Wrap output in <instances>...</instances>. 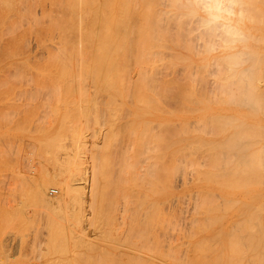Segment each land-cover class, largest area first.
<instances>
[{"label": "rangeland", "instance_id": "obj_1", "mask_svg": "<svg viewBox=\"0 0 264 264\" xmlns=\"http://www.w3.org/2000/svg\"><path fill=\"white\" fill-rule=\"evenodd\" d=\"M105 0H0V228H2V229H0V264H93V260H95V263L94 264H113V263H117L118 262V264L119 263H121V264H140V261L137 259V257L135 256V255H139V256H141L142 258L144 257V258H146V260H148V263H147V261H146V263L147 264H169L170 262H171V264L173 263V264H177V262L178 261H176L175 260V258H179V254L180 253H178V252H180L179 251V249H180V247L179 246H181V250L183 251V247H182V245H183V243H182V241L181 242H179L178 240L180 239V237L181 236H184L183 234H188V235H190V234H192L190 231H192V229H190L192 226L194 227V225H192L191 226V224H193L192 222H197V220H195L194 221V219H196V218H194V217H202V218H199V220L201 219L202 220V225H203V218L205 219V217L207 216L206 214H208V216H210V215H213V214H216V216L218 215L219 216V219L220 220H218L217 218H218V216H217V218L215 219L216 221H215V224H214V218H212V219H209V220H212L211 222H213V224H214V227H211V226H213L212 225V223H210V221H208V219H207V217H206V220L209 222L208 224L206 223V224H204V225H209V224H211V225H209V228H207L208 226H206L205 227V229L204 228H200V226H198V223H194V224H197L196 225V227L197 228H199V229H195V227H194V231H196L198 234H199V231L201 230L202 232L204 231V230H206V232H209L210 231V233H212L213 231H214V228H215V231L213 232V233H222L223 231L225 232V230L226 231H232V230H235L234 228L235 227H232V225L233 224H231V223H235L234 224V226H238V225H240L237 221L240 219V217L236 214L237 213V205L235 204H233L236 200H234V199H232L231 201L233 202H230V204L228 203V201L225 199V201H227V203L225 202V204H227V205H229V206H227L226 205V208H228V207H230L231 206V209H235V208H237V209H235L236 211H234V210H232L231 211V209L229 210V208H228V211H225L226 209H224L225 207L221 204V202H218V201H222V199L224 200V193H226V195H227V193L229 192H235V193H237V191L239 192V190L241 191V192H244L243 191V189L242 188H244V187H242L244 184H242V185H240L239 187H242L241 189H239L238 190V184L237 185H235V187L237 188L236 190H235V187L233 186V184L231 185V183H229L228 182V180H229V178H230V176H228L227 178H225V179H227V182H228V185L229 186H227L228 188H226V190H224L225 188L224 187H222V180H224V179H222L221 178V182L222 183H219L220 182V178L218 177V179H219V181H216V182H214V181H210V180H204V179H200V181H199V179H197L196 177H198L199 176V173H198V171L202 168H199L200 166H199V162H196L197 164H195V165H193V173L194 172H197L195 175H196V177H195V175L192 173V174H190V172H191V170H190V168L189 169H187L188 168V165L190 164V160L192 159L193 160V154L194 155H196V153L197 152H195L194 153V149H196L195 151H201V150H199V147H201V145H203V143L202 142H204V140L201 142V139H205V138H207V140L208 139H210V135L213 133V134H216V133H214V132H216L217 131V129H213V125L215 126V124H212V122L215 120V119H218L216 116H218L219 114H221V116L223 115V116H225V118L223 119L224 121H225V123L224 122H218L217 123V120L216 121H214V123L216 122L218 125H216V127L217 126H220L219 128H218V132L220 133V132H223L224 130H226L227 128H229L228 127V125H230V123H229V121H228V119L226 118L227 117V115H228V117L230 116V115H233L234 113L236 114V116L239 114L241 117L240 118H238V116L236 117V116H230L231 118H234V117H236V118H238V120H236V118H234V120H236V121H234L233 119H231V128H229V129H233L235 126H236V124H238V125H242L241 127H245L246 129H241L242 130V132H247L246 134H242V139H240V140H244L243 139V137L245 138V140L243 141V143H245L248 139H247V137L249 138V131H254V129L253 130H250V128L252 127V125L253 126H255V128L257 129V128H259L261 125L260 124H262V123H260L261 122V120H263L264 121V116H262L263 114H264V112H262V115L259 113V111H261V110H259V111H254L253 113H250V114H247L248 112V110L250 111V110H252V109H250V108H248V107H245V106H242L241 104L239 105V103H231V105H229L228 103V101H230V97H231V95H232V93H230L229 95H228V103H223V101H222V99H217V97H219V98H222L223 96H222V94H224V92H222V90L220 89V87H222V85H223V82L222 81H227V79H229V77L227 78V76H229V73L230 72H228V74H227V67H228V65H229V63H228V65L227 64H224V66H222V64H220V63H222V61L223 60H225L226 59V57L224 58V59H222V56H217V55H215V54H217V52L219 51V49H212V51L211 50H209L208 51V54H204L205 53V51H206V47L208 48V49H210V47L211 48H213L212 47V45H211V43L213 44V46H217L218 44H217V42L218 41H220V40H223V38L225 39L226 37H224V32L222 31V29L223 28H221L220 29V27H222V26H216V28L215 27H207L206 26V28H208V29H206L205 30V27L204 26H199V24H196V22H194V26L193 25H191V28H192V30L190 29V26H186V28L185 27H183V29H181L182 27H180L179 26V28L181 29V31L183 30V35H180L181 37L183 36L184 38H185V36H186V38H185V40L187 39L188 41H190L188 44H187V42L184 40V39H181L180 38V36H177V33L179 34L180 32H177L176 30L174 31V33H176V36L177 37H175V34H173L172 36H174L175 37V40H177L178 39V37L180 38V40H181V42H182V44H184L183 42L185 41V43H186V48H185V46L184 45H182L181 43H179L180 42V40H179V42H178V40H177V42H174L175 40H173V43L171 42V40H169L170 42H169V44L167 45V46H164L165 44H167V42H165V44L163 43L164 41H166V39L169 37V33L171 34V33H173V30L175 29V27H177V29H179L178 28V26H177V24H175V26L174 27H172V32L171 31H168V34H167V30L169 29H171V28H168L167 30H166V33L164 34V36L166 35V39H164L163 41L162 40H160L159 41V44L161 43V46L163 45L165 48V50H166V47L167 48H173L171 51H173L174 53H170V52H168V53H165V50H162L163 51V53L164 54H161V52L159 51L158 53H160L159 54V56L160 55H164L163 57L165 58L168 54L170 55V54H172V56L171 57H173V58H167V59H170V62H172L173 61V63H167V64H163V62H165L166 60V58L165 59H163V60H165V61H161L162 62V64L164 65V67H166V65L167 66H170V64H176L175 66H170L171 67V69H170V67L168 68H166V69H170L169 70V72L168 71H164V70H166L165 68H163L162 67V73L161 72H159L160 71V68L158 69L157 67V65L160 63H156V65L155 64H153V62L152 61H155V62H157V60H155V58H157V57H159V56H157L156 54H155V57H154V55H152V57H151V59H153V60H150L149 59V61H145V60H147L148 59V57L150 58V56H148L147 54V58H145L144 59V55L145 54H141V52H139V51H137L139 48L141 49L142 47V44H143V48H145V44H151L152 42H150V41H153L152 40V35H151V31L149 30H145V28L143 27V24H141V18L138 20V21H140V22H136L138 25H136V24H134L135 23V21L133 20V23H132V25L134 24V26H132L131 27V29L134 27V28H136L137 29V32H135L136 30H133V32H132V34L134 33V38H131V37H133V35H130V37H129V35L128 34H126V39L125 38H123L125 41H129L128 43H127V45L128 46H126V47H128V48H126V47H123V48H125V49H123V50H121L122 52H126V53H128L129 55H127V57L129 58V59H131V61H133V59H134V57H137L138 58V55H139V59H137L138 60V64H135L136 62H135V59H134V63L132 62H130V60L128 59V58H126V64L123 62V68H124V71H127V70H129L128 72H126V73H124L123 72V68H122V66H117V64H122V61L124 60V58L126 57V55H125V53L123 54V55H125L124 57H123V55L122 54H120V52H119V55H117V52L115 53V51L117 50L116 48V50L114 51V47H113V45H114V42H116L117 44H122V42L124 41L123 39H122V41L121 40H118V39H115L114 37H116L115 35H117L116 33H114V34H112L116 29H117V27L116 28H114V25H113V22L115 21V19L118 17V16H120L121 18L123 17V16H126V14H128V16L132 13L131 11H130V9H128V8H124V9H128L130 12L129 13H127V11H126V14L125 15H123L122 13V9L120 10V9H118V8H114L113 6H112V4L114 5V0H112L113 1V3L112 4H109V3H111L112 1H110V0H106L105 2H104ZM133 1V0H132ZM88 4H87V3ZM92 2V3H91ZM100 2V3H99ZM107 2V3H106ZM74 3V4H73ZM75 3H77V4H75ZM81 5H80V4ZM90 3V4H89ZM103 3L105 4V7H104V5H103ZM74 5L73 7L71 6V5ZM93 4V5H92ZM108 4V5H107ZM60 5V6H59ZM76 5V6H75ZM82 6V5H84L85 7H82L83 9H81L80 8V6ZM92 5V6H91ZM97 5H98V7H97ZM110 5V6H109ZM97 7V10L99 11V13H97L98 11L97 10H95L94 11V9H96V7ZM69 7H70V9H69ZM88 7H89V11H87L88 10ZM95 7V8H94ZM108 7V8H107ZM73 8H74V10H73ZM87 8V9H86ZM94 8V9H93ZM100 8H102V9H100ZM105 8H107V11L105 10ZM113 8V9H112ZM85 9V10H84ZM110 9L111 10H113L111 13H110ZM75 11V12H69V11ZM80 10H81V12H80ZM83 10V11H82ZM102 10V11H101ZM103 10L104 11H106V14L108 15H106L104 12H103ZM121 12H120V11ZM137 10V9H136ZM135 9H134V11H136ZM85 11V12H84ZM102 12V17L100 16L101 14V12ZM108 11H109V13H108ZM117 11H119V13L117 12ZM124 11V10H123ZM86 12H88V16L86 15ZM115 12V13H114ZM72 13V14H71ZM81 13H83L82 15H81ZM93 13H95V14H93ZM125 13V12H124ZM141 13V14H140ZM92 14H93V16H92ZM117 14H119L117 17H116V15ZM121 14V15H120ZM95 15V16H94ZM98 15V16H97ZM112 15H114V16H112ZM132 15V14H131ZM142 15V12L140 11V12H138V16H141ZM80 16H81V18H82V21L80 20L81 18H80ZM83 16H84V18H83ZM87 16V17H86ZM133 16V15H132ZM95 17V18H94ZM111 17H112V19H111ZM116 17V18H115ZM80 18V19H79ZM88 18H92V19H88ZM95 20H94V19ZM97 18H98V20H97ZM105 18V20H103V19ZM124 18V17H123ZM191 18H193V20H194V18H195V16H191ZM190 18V20H192ZM68 19V20H67ZM84 19H86V20H84ZM103 20V23H101V21ZM132 19H134L133 17H132ZM79 20H80V22L82 23V25H83V27L81 26L80 27V22H79ZM85 22H84V21ZM91 20H92V23H91ZM108 20V21H107ZM111 20L113 21V22H111ZM123 20V19H122ZM122 20H120V21H122ZM196 20V19H195ZM88 21H89V23H88ZM95 21H96V23H95ZM106 21V22H105ZM83 22H84V24H85V26H84V24H83ZM57 23V24H56ZM59 23V24H58ZM101 23V24H100ZM107 23H108V26H109V31L107 30L108 29V26H107ZM112 23V24H111ZM119 23V22H118ZM117 23V24H118ZM88 24V25H87ZM91 24V25H90ZM94 26V27H96L95 28V30L96 31H94L93 29H94V27L92 28L91 27V29H90V26ZM96 25V26H95ZM105 26V28L107 27V29L105 30V28H104V26ZM135 25H136V27H135ZM140 25V26H139ZM142 25V26H141ZM196 26H199L198 27V29H197V27ZM55 27H56V29H55ZM58 27V28H57ZM65 29H64V28ZM67 27V28H66ZM86 28V30H85V28ZM87 27L89 28V29H87ZM142 27V28H141ZM195 27V28H194ZM81 28H83V29H81ZM100 28H102V30H100L99 31V29ZM141 30H140V29ZM144 28V29H143ZM174 28V29H173ZM194 28V29H193ZM204 28V29H203ZM209 28H211L210 30H209ZM215 28V29H214ZM62 29V30H61ZM63 29L64 30H67V29H69L68 31L69 32H67V31H65V32H63ZM103 29H104V31H103ZM130 29V28H129ZM139 29V30H138ZM148 29V28H147ZM187 29V30H186ZM218 29V31H216ZM56 30V31H55ZM80 30H82L81 32H80ZM89 30H90V34H89ZM93 30V31H92ZM145 30V31H144ZM186 30V31H185ZM198 30H200V32L198 31ZM204 30V31H203ZM208 30V31H207ZM219 30H220V32H219ZM225 30V29H224ZM63 33H65L66 34V32L68 33L67 35H65V37L67 38V39H65V37H64V35L63 34H61L62 32ZM85 31H87V32H85ZM101 31H103V35H100V34H102V32ZM106 31V32H105ZM111 31V32H110ZM122 31H124V30H121V31H116L117 33H119L120 32V34L119 35H121V36H123L124 37V35H122L121 34V32ZM126 31V30H125ZM140 31V32H139ZM146 31H148V32H150V37H149V40H148V37H146L145 36V34L146 35H148L149 36V33L148 32H146ZM160 31H162V30H160ZM160 31H156L154 34H155V36H156V33L157 32H160ZM180 31V30H179ZM197 31H198V34H197ZM205 31H206V33H205ZM215 31V32H214ZM83 32V33H82ZM92 32L93 33H95V34H93V37H94V39H92L93 37H92ZM100 32V33H99ZM108 32V33H107ZM142 32V33H141ZM145 32V33H144ZM164 32H165V30H164ZM184 32H186V33H184ZM187 32H189L188 33V37H189V39L187 38ZM196 32V33H195ZM209 33V37L207 36L208 35V33ZM214 34H212V33ZM221 32H222V34H221ZM80 33H81V36H80ZM84 33H86L87 34V36H86V34L84 35ZM98 33V34H97ZM104 33H106V34H104ZM110 33V34H109ZM128 33V32H127ZM144 33V34H143ZM191 33V34H190ZM199 33H201L202 34V36H201V34H199ZM212 35H211V34ZM14 34V36H13V39L12 40H14V39H16V38H18V40H15L14 42L12 41V40H10L11 39V37H12V35ZM16 34V35H15ZM83 34V35H82ZM89 34V35H88ZM109 34V35H108ZM138 34V35H137ZM158 34V33H157ZM184 34H185V36H184ZM216 34H218L217 35V37H215L216 36ZM227 34V33H226ZM10 35H11V37H10ZM63 35V36H62ZM105 35H106V37H108V40H107V38L105 37ZM114 35V36H113ZM119 35H117V36H119ZM162 35H163V33H162ZM162 35L160 36V33H159V35H157L156 37H158V36H160V38L162 37ZM192 35H193V37L195 36V37H199L200 39H198V38H195L194 37V39L196 40V42H195V40H193V39H191V37H192ZM210 35H211V37H210ZM228 35H229V33H228ZM61 36H62V38L64 39H62L63 41H61ZM84 38H83V37ZM97 36V37H96ZM99 36V37H98ZM103 36V37H102ZM111 38H110V37ZM145 38V40H146V38H147V41H144V38ZM154 36V35H153ZM154 36V37H155ZM168 36V37H167ZM171 36V35H170ZM202 37V39H201V37ZM206 36V37H205ZM225 36H227V35H225ZM15 37V38H14ZM87 37V38H86ZM92 37V38H91ZM100 37H102L101 39L102 40H99L100 39ZM120 37V36H119ZM154 38L155 40L157 39V38ZM173 37V38H174ZM192 37V38H193ZM204 37V38H203ZM230 37L231 38H229V41H230V39H232L233 37H232V35H230ZM10 38V39H9ZM69 38V39H68ZM80 38V39H79ZM81 38H82V40H83V42H82V40H81ZM99 38V39H98ZM103 38H105V40L107 41V42H110V43H108V45H107V43L104 41L103 42ZM118 38V37H117ZM122 38V37H121ZM120 38V39H121ZM129 38H131L130 40H128ZM138 38V39H137ZM140 38H142L143 40H140ZM163 38H165V37H163ZM162 38V39H163ZM172 38V37H171ZM177 38V39H176ZM219 38V39H218ZM221 38V39H220ZM227 38H228V36H227ZM226 38V39H227ZM86 39H87V41H86ZM92 39V40H91ZM98 39V40H97ZM115 39V40H114ZM134 39V41H135V39H137V41H135V42H132V40ZM170 39V38H169ZM79 40H81V42L79 41ZM114 40V41H113ZM154 40V41H155ZM168 40V39H167ZM182 40H184V41H182ZM198 40H200L199 41V43L197 44V41ZM206 40V41H205ZM207 40H209L208 42H207ZM228 40V39H227ZM226 40V41H227ZM251 40L252 41H254L253 39H250V41H248V43H250V44H252V45H257V46H259L258 44H260V46L262 45L263 46V48H264V44H261V43H255V42H251ZM67 41H69V42H67ZM97 41H98V43H101V44H98L97 43ZM104 43H102V42ZM138 41H140V42H138ZM153 41V42H154ZM162 41V42H161ZM191 41H192V43H194L196 46H198L200 43H201V45H200V47H196L195 46V51L197 52H191V50H193V49H190L191 47H193L192 45H190L191 44ZM204 41V42H203ZM214 41H215V43L217 44V45H215V43H214ZM225 40L224 41H222V43H224V42H226ZM229 41H227L228 43H229ZM232 41V40H231ZM236 41H237V39H236ZM62 42V43H61ZM91 42V43H90ZM92 42H94V43H92ZM112 42H113V45H112ZM120 42V43H119ZM143 42V43H142ZM145 42V43H144ZM158 42V41H157ZM156 42V46H158V43ZM205 42H206V47L203 45V44H205ZM242 41H239L238 40V43L236 44V45H245L246 44V42L245 41H243L242 43H241ZM244 42H245V44H244ZM67 43H68V45H67ZM79 43V44H78ZM80 43H81V45H80ZM86 43V44H85ZM126 42H124V44H125ZM129 43H131L132 45H133V47H131L132 45L131 44H129ZM133 43H135V44H133ZM140 44V47H138L139 46V44ZM171 43V44H170ZM203 43V44H202ZM228 43H225V44H221V41H220V45L222 46V45H227ZM236 43V42H235ZM235 43H232V44H235ZM58 44H59V47H58ZM61 44V45H60ZM97 44H98V46H97ZM103 44V45H102ZM111 46H110V45ZM116 45L117 46V48H118V46H125V45ZM136 44H138V45H136ZM176 44H177V47H176ZM179 44H181L180 46H179ZM208 44H209V46H208ZM63 45H67V48H68V46H69V49H67V50H70V51H73V52H71L72 54L70 55V51H65V47L66 46H63ZM93 45V46H92ZM101 45H102V47H101ZM136 45V46H135ZM170 45V46H169ZM203 45V46H202ZM243 45H242V47H243ZM60 46H62V48L63 49H61V47ZM72 46H74V47H72ZM78 46H79V49H80V47H82L83 46V48H82V55H80V54H78L76 51H77V49H78ZM92 46V47H91ZM97 46V47H96ZM108 46V47H107ZM115 46V45H114ZM135 46V47H134ZM155 46V47H156ZM160 46V45H159ZM169 46V47H168ZM189 46H190V48H189ZM202 46V47H201ZM259 46V47H260ZM262 46H261V49L263 50V48H262ZM89 47V48H88ZM91 47V48H90ZM107 48L106 50H103L102 48ZM112 47V48H111ZM131 49H130V48ZM137 47V48H136ZM220 46L218 45V47H216V48H219ZM258 47V48H259ZM59 48H60V53H59ZM75 48V49H74ZM88 48V49H87ZM98 48H101L102 50H103V52H100L101 50H99V54L100 53H104V52H106V55L107 56H105L104 58V60L105 61H108L107 63L105 62V61H103L104 62V65L103 64H101L102 63V59H100L101 61H99V62H101L100 64H99V62H96L97 60H98V56H101V55H99L98 54ZM147 48V47H146ZM160 48H163V47H160ZM160 48H154V49H160ZM170 48H169V50H170ZM189 48V49H188ZM200 48V49H199ZM205 48V51L203 50V51H201L202 49H204ZM256 48V47H255ZM72 49H74V50H72ZM83 49H87L88 51H89V56H88V54L86 55V52H87V50L86 51H84ZM119 49V51H120V48H118ZM128 49V50H127ZM137 49V50H136ZM187 49V50H186ZM198 49V50H197ZM207 49V50H208ZM221 50L223 49L222 47L220 48ZM91 50H92V52H91ZM94 50V51H93ZM97 50V51H96ZM112 50V51H114V52H112V55H113V53L115 54V55H113V58H115V59H117V58H119V60L117 59L115 62H113V64H111L112 62V60H110V59H113L112 58V55H111V57H110V54H111V52L110 51ZM126 50V51H125ZM132 52V53H130V51ZM134 52H133V51ZM190 50V51H189ZM199 50H200V52H199ZM217 50V51H216ZM220 50V51H221ZM258 50H260V49H258ZM61 51H63V52H61ZM80 51V50H79ZM78 51V52H79ZM96 51V52H95ZM167 51V50H166ZM181 51V52H180ZM211 51V52H210ZM220 51L218 52V53H220ZM261 51V50H260ZM78 54V55H76V53ZM84 52H85V54H84ZM136 52H139L141 55H142V60H143V62H142V64L143 63H146V65H147V62L149 63H151L152 65H150V63L148 64V66H146L145 64H143V65H141V67L142 68H145V70H147L146 72L145 71H143V69L141 68V71H140V64H141V62H140V57H141V55L139 54V53H136ZM62 53V54H61ZM64 53V54H63ZM88 53V52H87ZM148 53H150V52H148ZM177 53V54H176ZM207 53V52H206ZM215 53V54H214ZM52 54H55L54 56H52ZM57 54L58 55H60V56H57ZM68 54L69 55V57L67 58L66 57V55ZM92 54V55H91ZM132 54H134V56L132 57ZM138 54V55H137ZM214 54V55H213ZM62 55H64V57L62 56ZM74 55H76V57L74 56ZM85 55V56H84ZM90 55H91V58L89 59L88 57H90ZM98 55V56H97ZM121 55V56H120ZM166 55V56H165ZM168 55V56H169ZM179 55V56H178ZM209 55V56H208ZM50 56H52L53 58H54V60H56L57 59V57H58V62H59V60H61L60 62L62 63L61 65L57 62V60H56V62L53 60V58H51L50 59ZM63 57V59L64 60H62V58H60V57ZM70 56H72L71 58L73 59V60H71V58H70ZM95 56V57H94ZM109 56V60H110V62L111 63H109V60H107L106 58ZM115 56V57H114ZM118 56V57H117ZM131 56V57H130ZM157 56V57H156ZM182 56V57H181ZM220 57L219 58V64L217 65H215L214 66V63H215V61H214V63L212 64V62H213V58L214 57ZM74 57V58H73ZM78 57V58H77ZM103 57V56H102ZM101 57V58H102ZM117 57V58H116ZM121 57V58H120ZM146 57V56H145ZM163 57H161V58H158L159 59V61H160V59L162 60V58ZM175 57V58H174ZM181 57V58H180ZM207 57H210V59L209 58H207ZM56 58V59H55ZM70 58V59H69ZM77 58V59H76ZM82 58V59H81ZM83 58H84V60L85 61H87V62H85L84 60H83ZM94 58V59H93ZM183 58V60H181ZM205 58V60H202V59H204ZM228 58V57H227ZM68 59V60H67ZM92 59V60H91ZM97 59V60H96ZM120 59H121V61H120ZM123 59V60H122ZM180 59V60H179ZM202 61H204V62H202ZM208 59L210 60V61H208ZM215 59V58H214ZM216 59H218V58H216ZM220 59H221V62H220ZM65 60H67L69 63H67ZM73 61V62H72ZM78 61V62H77ZM81 61V62H80ZM84 61V62H83ZM118 61H120V62H118ZM125 61V60H124ZM129 61V62H128ZM145 61V62H144ZM168 61V60H167ZM198 61V64H199V61L201 62L200 63V65L202 66L201 68L203 69V68H205V69H203V71H202V69H200V65H196V63L195 62H197ZM212 61V62H211ZM225 61H227V59L225 60ZM73 63L72 65H71V63ZM82 62H83V64H82ZM93 62H96V63H94L93 64ZM127 62H128V65H127ZM169 62V61H168ZM209 62V63H208ZM210 62H211V65L212 66H214V68L216 67V69H217V67L220 69V72H222L221 71V67H225L224 69H222L223 71L226 69V71H225V74L224 75H226V76H224V77H226V78H221V76H219V75H223L222 73H219L218 72V70L216 71V69H215V72H217V74L215 73V75H218V77H220L219 78V80L222 82V83H220V81L218 80V81H216L217 79H218V77L217 76H214L213 74H214V72L212 73V70L211 71H209V72H211V73H209L208 71H207V69L208 70H210V68H208L207 66L210 64ZM224 62V61H223ZM80 63V65L82 64V65H84L85 63L87 64V66L89 67H86L85 65H84V67H86V68H88L87 70H86V68H84L83 66H80V67H78V64ZM89 63V64H88ZM92 63V64H91ZM110 64L113 68V71H111L112 69H109V75L108 74H106V76L108 75L109 77H106V79H104L105 77H103V74H105L103 71H105V69L103 68V66H105V64H106V66H105V68L107 67V64ZM114 63H116L115 65H114ZM130 63V64H129ZM216 63H217V61H216ZM58 64V65H57ZM68 64V65H67ZM100 66H99V65ZM108 64V65H109ZM124 64L125 65H127V66H125L126 67V69H127V67L129 66V65H133V66H129L128 67V69L126 70L125 69V67H124ZM161 64V63H160ZM159 64V66H161ZM169 64V65H168ZM204 64H205V66H204ZM207 64V65H206ZM58 67H57V66ZM60 65V66H59ZM64 65V66H63ZM94 65H96V66H94ZM109 65V66H110ZM150 65V66H149ZM155 65V67L158 69V71H157V69H156V71L157 72H159V73H161V75H162V78H160L159 76H161V75H159V76H157L158 77V79H157V77H156V81H157V85H160L161 83L158 81L159 79L161 80V82H162V80L163 81H167V80H170V78H168V77H171V79H172V76H175L174 78H176L177 80H173V81H171L170 80V82H172V85L174 84V86H178V85H180V86H182L181 85V83H183V81L184 80H186L185 81V85H184V83H183V86L182 87H186V82L188 81H190L189 83L190 84H188L187 83V86L188 85H190V87L189 88H191L193 85H194V87L196 86V89H197V91H198V89H199V91L198 92H200L201 90L200 89H202L204 86H207V84L209 85V87H211L210 85H212L215 81H216V83H220V84H214V89L211 87V89H213L214 91H216V88L218 87V85H219V89H217L218 91H219V94H218V92H215V93H217V94H215L214 92V95H213V93H211L212 95H210L209 93L210 92H212L211 91V89L207 86L205 89L207 90V88H209L208 90H207V92H208V94L206 93H203V95L202 96H207V98H205V97H201V94H199L198 93V95L203 99H208V96H209V98L210 99H214L215 100V96L217 95V97H216V103L219 101V100H221L222 102V104H220V103H218L217 104V106L218 107H216V104L214 105L213 104V100H212V105H211V103H209V102H206V101H208V100H203L204 102V105L203 104H201L202 103V100H200L199 102H200V104L199 105H195V103H190V100H192L193 99V101L195 100L194 98L196 97L197 98V100H198V95H197V91L195 90V88L193 89V88H191L192 90H194V91H192L191 89H188V90H190L189 92H188V90H187V88L188 87H184L183 89L184 90H186L185 92H186V95L185 94H183L182 96H181V92H179L178 90H180L181 88H180V86H178V90H176L175 91V89H177V87H174V88H172V87H170L171 86V83L169 84L170 86V88L171 89H174V93H172V90L170 89V88H168V92H167V95H169L168 93L169 92H171L172 94H170V96L169 97H172V95L173 94H177V93H180V94H178V95H180L182 98H184V100H185V104L183 103L182 105H181V101L183 100V99H181V97L180 96H178L177 95V97L175 98V99H177L178 97L181 99L179 102L178 101H176V103H178V104H176L175 103V101H174V99L172 100V98H169V99H171V101H174V102H171L170 104L168 103L167 104V102L165 101V98H164V101H165V103L163 104L162 103V105L160 104V106H162V107H164V109H165V107H166V112H164V109H162V107H161V111H163L162 112V114L164 115V117H165V124L167 125H165V127H167L166 129H164V132H165V130H166V132H165V136H164V141L166 142L167 140H166V138H168V137H172V135H171V133L170 134H168L170 131H172L173 129L176 131V133L177 134H175V135H173V137L170 139V143L171 142H173V141H175L176 139L178 140V137H179V139L180 138H183V135H185L184 133H181L182 131L181 130H184V125L186 124V128H187V122L188 121H190V122H188L190 125H189V129H187V130H191V131H187V132H189V134L191 133V135H193V136H191V135H189V134H186L184 137H186V140L187 141H189V140H194V139H197L198 140V142L196 143V141L194 142V141H190V143L192 142V143H196V144H199L200 142H201V145L198 147V149L197 148H194L195 147V145H194V149H193V154L191 153L189 156L190 157H186L185 158V160L187 161V163H189V164H187L186 165V162H183V160H184V157H185V155L184 154H186L185 152H186V150H184L185 152L182 154V156H184L182 159H181V157L179 158V157H175V156H173V155H177L178 153L176 152V151H172V152H170L168 149H165V156H166V159L165 160H168V161H165V163L167 162V165H168V168L171 170V172H172V170H174V172H175V167L177 166V160L175 161V159H178V161L180 162V159H181V161L183 162V163H185V166L187 167L186 168V171L188 170H190L189 172L187 171V173H188V179L190 178V175H192V179H193V177L194 178H196L194 181H192V183H190V187L192 186V185H194V188L195 189H199V192L201 193V195H202V192H203V190H205L203 193H206V194H203V196L201 197V195H200V193H198L199 195H200V197L202 198V199H200V200H203V201H198V202H196V203H201V206H199L198 207V204H197V206L196 207H198V209H196L195 207V209L193 208V206L194 205H192L191 204V200L188 202V200H187V198L188 199H190L191 197V199H193V200H195L196 198L197 199H199L200 197H198L199 195H197L196 196V198H195V196H194V192H196V191H194V190H189V192L191 191L192 193L191 194H189V193H187L188 191H186V190H184V192H180L179 193V195H182V196H178L175 200H173V202L172 201H169V198H167V197H165V198H163L161 201H162V203H163V201L165 202V200H167V202L165 203V204H163L162 205V210H158V206L156 205V207H157V210H158V212H156V215L154 214L153 216H156V218H154L153 216H152V214L154 213V212H152L151 213V211L154 209V211L156 210V208L155 207H151V204H149V203H151L152 201L154 202V199H153V197L151 198L150 196L151 195H149V193H150V191L149 190H145V189H143V188H141V191L143 192V193H146V197L147 198H145V194H143L144 196H142V197H144L145 198V200L146 201H144L145 203H142V201L141 200H144V198H142V197H140V199H139V197L136 195V198H134V197H131V194H132V196H135V193L133 194L132 193V191L130 190V188H135L134 190H136V189H138L139 187H137L136 188V186H135V184H137V182L136 181H134V177L132 178V175H130V174H133V170H131V168H129L128 167V163L130 162V160H131V158L129 157H127L128 155H129V153L127 154V152H128V150L126 149V151L124 152V150H125V148H123L124 146H127L128 147V145H130V144H132L133 143V140H132V143H131V139H135L134 140V142H138V140L137 139H139L138 137H142L143 136V133L141 132V130L143 129V128H141V125H140V123H138V121L140 120L141 121V118L140 117H136V118H138V119H136L135 118V116L134 115H136V112H137V114H142V112H144V114H151V113H153V111H155V112H157V110H154V109H156V108H158L157 106L154 108V109H152L153 108V106H152V108H151V110H153V111H151L150 110V108H148L149 107V104H150V106H151V104L153 103H155L156 105H157V102H159L160 103V99H163V94L161 93V92H163V91H165V92H163L164 94L166 93V90H164V89H166V88H162L161 89V87H160V89H159V87L158 88H156L157 86H155L154 84H152V82H153V80H151V74H150V78H148V76H149V73L150 72H153L152 74H154V69H155V67H153ZM162 65V66H163ZM187 65H189L187 68H186V66ZM192 65V66H191ZM211 65H209V67H212ZM91 66V67H90ZM97 66H98V69L97 70H95L94 68L96 67L97 68ZM114 66H115V68H116V66H117V70L114 68ZM179 66V67H178ZM221 66V67H220ZM227 66V67H226ZM246 66H248V63H246V64H244V67H246ZM60 67H61V70H60ZM71 67H72V69H71ZM82 67H83V69H82ZM118 67H120V68H118ZM147 67V68H146ZM149 67V68H148ZM150 67H151V69H150ZM229 67H230V65H229ZM12 68V69H11ZM65 70H64V69ZM67 68H69V70L67 69ZM79 68V69H78ZM92 68V69H91ZM101 68V71H100V74L97 72L99 69ZM102 68L104 69V70H102ZM133 68V69H132ZM152 68H154V69H152ZM179 68H181V69H179ZM195 68V69H194ZM207 68V69H206ZM213 68V67H212ZM211 68V69H212ZM213 68V69H214ZM67 69V70H66ZM83 70V74L84 75H86V76H81L82 75V70ZM150 69V70H149ZM173 69V70H172ZM185 69V70H184ZM192 69H194V70H192ZM72 70V71H71ZM84 70H85V72H86V74L84 73ZM90 70V71H89ZM92 70V71H91ZM122 70V71H121ZM131 70V71H130ZM149 70V71H148ZM153 70V71H152ZM182 70V71H181ZM184 70V71H183ZM188 70V71H187ZM200 72H199V71ZM60 71H61V73H62V71H63V75L60 73ZM94 71H96V75H98V76H100L99 77V79L100 78H102L101 80L102 81H104L105 80V82L103 83V84H100V85H98L97 84V81L99 82V81H101V80H99L98 78H97V76L96 75H94L95 73H94ZM115 71H117V72H119L120 71V74H122V75H118V73L117 74H115L114 75V73L113 72H115ZM138 71V72H137ZM173 71V72H172ZM176 71V72H175ZM179 71V72H178ZM190 71H192V74L194 73V75H192L191 74V72ZM194 71V72H193ZM195 71H196V74H198V75H196L195 74ZM206 71V72H205ZM214 71V70H213ZM228 71H231L230 69H228ZM66 72H68V74L66 73ZM81 72V73H80ZM88 72V73H87ZM106 73L108 72L107 71V68H106V71H105ZM123 72V73H122ZM139 72H141L140 73V76H139ZM146 74H145V73ZM171 72H172V74H171ZM178 72V73H177ZM182 74H181V73ZM184 72H186V73H184ZM207 72L209 73V75L211 74V75H213L212 76V79H216L215 81H213L212 79H210V82H212V84L208 81V80H206V82L204 83V85H202L201 87L202 88H200L199 87V85L202 83H200L199 82V80L198 79H200V81L202 80V79H206L207 78V76L206 75H208L207 74ZM113 75H112V74ZM128 73H129V76H127L128 75ZM170 75H169V74ZM176 73V74H175ZM180 73V74H179ZM189 73V74H188ZM203 73H205V74H203ZM69 74H70V76H69ZM79 74V75H78ZM91 74L93 75V76H91ZM123 74H125V76L126 77H124V75ZM141 74H142V76L143 77H146V75H147V79H149V80H147L148 82H150L149 84H147V86L145 85L144 86V84H145V82H143V79H146V78H141L142 79V82L141 81H139V78L140 77H142L141 76ZM144 74H145V76H144ZM155 74H157L158 75V73H156L155 72ZM164 74H166L165 76H164ZM179 74V75H178ZM102 75V76H101ZM113 77H112V76ZM186 75V76H185ZM187 75H191V79L190 80H188V78H189V76H187ZM201 75V76H200ZM210 75V76H211ZM105 76V75H104ZM118 76H119V78H118ZM130 76H131V78H132V82H131V78H130ZM155 76V75H154ZM179 76H180V78H179ZM192 76H194V78H192ZM197 76V78H198V76H200L198 79L196 78V80H195V77ZM203 76H205V77H203ZM72 79H71V78ZM97 79H96V78ZM113 78V80L111 79V78ZM114 77H116V78H114ZM124 77V78H123ZM130 78V81H128V79ZM135 77V78H134ZM136 77H138V79H136ZM164 77H166V78H164ZM186 77V78H185ZM215 77V78H214ZM66 78V79H65ZM69 78V79H68ZM80 78V79H79ZM84 78V79H83ZM92 78H93V80H95V81H93L92 80ZM95 78V79H94ZM107 78H109L110 80H111V83L110 82H108V81H110L109 79L107 80ZM118 78V79H117ZM128 78V79H127ZM168 78V79H167ZM173 78V79H174ZM182 78H183V80H182ZM209 78V77H208ZM207 78V79H208ZM64 79H65V81H64ZM72 80V82L70 81H68V80ZM87 79V80H86ZM116 79H117V81H116ZM121 79V80H120ZM125 79H127V82L126 81H124ZM135 79H136V81H135ZM165 79V80H164ZM167 79V80H166ZM192 79H194V80H192ZM82 80V81H81ZM85 80V81H84ZM118 80H120V81H122V84L120 83V81H118ZM134 80V81H133ZM180 80V81H179ZM198 80V81H197ZM92 81V82H91ZM112 81H113V83H112ZM145 81V80H144ZM152 81V82H151ZM174 81H179V82H181L180 84H176L175 85V82ZM194 81H196L195 83H197L198 85H196L195 83H194ZM65 82H68V83H65ZM77 82H79V83H77ZM85 82V83H84ZM94 82V83H93ZM96 82V83H95ZM125 82H126V85H125ZM131 82V83H130ZM158 82H159V84H158ZM168 82V81H167ZM167 82H164V83H167ZM174 82V83H173ZM179 82H176V83H179ZM203 82H204V80H203ZM264 82V81H263ZM83 83V84H82ZM107 83H109V85L107 84ZM120 83V84H119ZM127 83H128V86H127ZM132 83H134V84H132ZM143 85H142V84ZM164 83L162 84V86H165V87H168L167 85H164ZM191 83L193 84V85H191ZM200 83V84H199ZM69 84V85H68ZM71 84V85H70ZM79 84V85H78ZM84 84H86V85H84ZM106 85V88L104 87L105 85ZM111 84V85H110ZM112 84H114V85H112ZM134 86V85H136V86H132V85ZM264 84V83H263ZM59 85V86H58ZM67 85V86H66ZM82 85V86H81ZM103 85V86H102ZM120 88H118L117 89V86ZM121 85V86H120ZM124 85V86H123ZM143 86V88H142V86ZM149 85H150V88H146V87H149ZM151 85H152V87H151ZM217 87H216V86ZM61 86V87H60ZM65 86V87H64ZM81 86V87H80ZM95 86H98V87H95ZM110 86H111V88H110ZM114 86V87H113ZM116 86V87H115ZM125 86H126V88H125ZM100 87H104V88H100ZM112 87H113V89H112ZM129 87H130V91H131V93H132V95H131V93H129L130 91H129ZM132 87V88H131ZM136 87V88H135ZM154 87V88H153ZM199 87V88H198ZM107 88H109V89H107ZM139 88V89H138ZM152 88V89H151ZM180 88V89H179ZM203 88V89H204ZM123 89H126L125 91L126 92H124V90ZM135 89V90H134ZM143 90V93L141 92L142 90ZM145 89V90H144ZM182 89V90H183ZM223 89V88H222ZM117 90V91H116ZM121 90V92H119ZM138 90V91H137ZM140 90V91H139ZM155 91V90H160L158 93L156 92H154V93H152L153 91ZM169 90H171V91H169ZM206 90L204 91V92H206ZM237 89H235V91H236ZM133 91V92H132ZM136 91V92H135ZM152 91V92H151ZM263 91H264V88H263ZM136 93V97H134L135 95V93ZM139 92V93H138ZM149 92V93H148ZM176 92V93H175ZM191 92H193V95L194 96H192V95H190L191 94ZM194 92H196V96H195V94H194ZM203 92V91H202ZM202 92H200V93H202ZM222 92V93H221ZM226 92H228V91H226ZM225 92V94L226 95H224V97L226 98L227 97V93ZM125 93H127L126 95H127V98H126V95H125ZM129 93V94H128ZM190 93V94H189ZM229 93V92H228ZM264 93V92H263ZM138 94V95H137ZM141 94V95H140ZM147 94V95H146ZM162 95V97L160 96V95ZM129 95V96H128ZM134 95V96H133ZM146 95V96H145ZM149 95H150V97H149ZM153 95V98L151 97ZM159 96V98H158V96ZM189 95V96H188ZM141 96L143 97V98H141ZM154 96L156 97V98H154ZM166 96V95H165ZM176 95H173V97H175ZM198 96V97H197ZM212 98H211V97ZM130 97L132 98V99H130ZM147 98V99H144V98ZM161 97V98H160ZM190 97H192V99L190 98ZM224 97H223V99H224ZM136 98H137V100H138V102H137V100H136ZM150 98H152V99H150ZM167 98V97H166ZM131 101H130V100ZM140 99V100H139ZM141 99H143L142 101H141ZM150 99V100H149ZM157 99V100H156ZM159 99V100H158ZM188 99V100H187ZM200 99V98H199ZM209 99V100H210ZM132 100H133V102H132ZM147 100H149L150 102H149V104H147ZM154 100V101H153ZM156 100V101H155ZM167 100V99H166ZM183 100V101H184ZM141 101V102H140ZM145 101H147L146 103H145ZM167 101H169L170 102V100H167ZM182 101V102H183ZM192 101V102H193ZM214 101V102H215ZM162 102V101H161ZM195 102V101H194ZM206 102V103H205ZM226 102V101H225ZM145 103V104H144ZM174 103V105L175 106H178V108L177 107H175V106H173L172 104ZM198 102L196 101V104H197ZM209 103V104H208ZM220 104V105H219ZM224 104H225V106H224ZM148 105V106H147ZM181 105V106H180ZM187 106V108H186V106ZM203 105V106H202ZM207 105H210L211 106V108H210V106L208 107ZM227 105H229V106H227ZM237 105V106H236ZM189 106H192L191 108H193L194 107V109H190V107ZM205 106H207V108L205 107ZM225 108H224V107ZM233 106V107H232ZM126 107L128 108V110L126 109ZM180 107H181V109H180ZM183 107H185V110H184V108ZM215 107V108H214ZM224 108V110L223 109H221V108ZM245 107V108H244ZM125 108V109H124ZM160 108V107H159ZM172 108V109H171ZM174 108H177L176 110L174 109ZM201 108V109H200ZM202 108H204L205 110H203ZM209 108V109H208ZM218 108V109H217ZM227 108V109H226ZM229 108V109H228ZM232 108V109H231ZM233 108H236V109H234V111H233ZM240 108L242 109V112H241V110H240ZM243 108L244 109H247V110H244L243 111ZM182 109L184 110V111H182ZM189 109L192 111L193 110V112H190L189 111ZM197 109V111H194V110H196ZM199 109V110H198ZM211 109V110H210ZM214 109V110H213ZM216 109H217V111H220V113H218V114H216L215 115V113L212 115L211 114V112H215L216 111ZM226 109V110H225ZM126 110V112H124ZM144 110H150L151 112H147V111H144ZM171 110V111H170ZM175 110V111H174ZM178 110V111H177ZM179 110H181V111H179ZM186 110H188V111H186ZM207 110H209V111H207ZM213 110V111H212ZM228 110V111H227ZM236 110V111H235ZM240 110V111H239ZM129 113H128V112ZM135 112L134 114L132 113H130V112ZM199 111V112H198ZM262 111H264V110H262ZM234 112V113H233ZM244 112V113H243ZM125 113H127V115H125ZM198 113H199V115H198ZM209 113H210V115H209ZM217 113V112H216ZM225 113H227V114H224ZM229 113V114H228ZM238 113V114H237ZM258 113V115H259V117H257L256 116V114ZM125 115V117H124V115ZM128 114H130V116L128 115ZM234 114V115H235ZM207 115V116H206ZM211 115H212V117L213 116H215V117H211ZM247 115H249V116H247ZM129 116V117H128ZM210 116V117H209ZM221 116H218L219 118H221V119H218L219 121L221 120L222 121V117ZM246 117L245 119H244V117ZM250 116H252V117H250ZM254 116H256V117H254ZM261 116V117H260ZM134 117V118H133ZM147 117V116H146ZM145 117V118H146ZM206 117V118H205ZM207 117H209V118H211V120L213 119V121H211V127L212 128H210L209 126L210 125H208V120H209V118L207 119ZM229 117V118H230ZM251 119H250V118ZM206 119L207 121H204V122H202V123H204V124H202V123H200V119ZM215 118V119H214ZM248 118V119H247ZM252 118H253V120H252ZM260 118V119H259ZM263 118V119H262ZM129 119V120H128ZM131 119H132V122H133V124L130 122L131 121ZM133 119H135V120H138L137 122H134L133 121ZM126 120V121H125ZM228 121V124H227V121ZM230 120V119H229ZM244 120L246 121V122H248L249 123V125H250V123H251V127H249V131L247 130V128H248V126L246 127L245 126V122H244ZM258 120H259V122H258ZM145 121V120H144ZM144 121H142V126H144V124H145V122ZM186 123H185V122ZM194 121V122H193ZM196 121V122H195ZM210 121V120H209ZM144 122V123H143ZM181 122V123H180ZM205 122H207V123H205ZM235 122H237V123H235ZM244 122V123H243ZM252 122L253 123H255L256 125H259L258 127L256 126V125H254V124H252ZM128 123H130V124H128ZM135 123H136V126H135ZM174 123H176L177 124V128H174V127H176L174 124L172 125V124ZM185 123V124H184ZM192 123L195 125H192ZM198 123L199 124H202V125H200V126H203V127H200V126H198ZM210 123V122H209ZM219 123L220 124H222L223 123V125H225L226 127H223V125H219ZM121 124L123 125V126H121ZM125 124L128 126H126V127H124L125 126ZM138 124H139V127H138ZM172 125V126H174V127H170V125ZM178 124H180V125H178ZM182 124V125H181ZM197 124V125H196ZM227 124V125H226ZM235 124V125H234ZM244 124V125H243ZM264 124V123H263ZM204 125H208V129L210 128V129H213L214 130V132H213V130H212V132H211V134H209V137H208V135H207V131L206 130H208L206 127H205V131H206V133L203 131L204 130ZM234 125V126H233ZM247 125V124H246ZM168 126H169V128L171 129V130H169V128H168ZM178 126H180V127H178ZM191 126H192V129H194L193 127H196V126H198L199 127V129H201V132H200V130H199V133L198 132H196V129L195 130H193L192 131V129H190L191 128ZM221 126H222V128H221ZM122 127H124L125 128V132L124 131H122L124 128H122ZM139 128L137 131L136 130H134V129H131V128ZM146 127H148V126H146ZM243 127V128H244ZM261 127H263L264 128V125H262ZM260 127V128H261ZM109 128V129H108ZM128 128V129H127ZM144 128H145V126H144ZM183 128V129H182ZM186 128H185V130H186ZM197 128V127H196ZM203 128V129H202ZM221 128V131L219 130ZM224 128V130H222ZM260 128L258 129L260 132H259V134L258 135H254L253 133H255V132H253V133H251L250 134V138H249V140L246 142V143H248V142H252L253 141V138H254V140H255V137H259V135L263 132V131H261L260 130ZM102 129V130H101ZM121 129V130H120ZM134 130V132H133V134H132V131L131 130ZM181 129V130H180ZM210 129H209V131H210ZM240 129V128H239ZM252 129V128H251ZM77 130H78V132H77ZM100 130H101V134L103 135H100L99 133H100ZM169 130V131H168ZM173 130V131H174ZM177 130H180L179 132H177ZM184 130V131H185ZM241 130L239 131V130H236V129H233L231 132H230V134L232 133L233 134V132L235 133V132H237V131H239V133L241 132ZM257 130V131H258ZM263 130V129H262ZM135 131H136V134H135ZM144 131V130H143ZM168 131V132H167ZM172 131V132H173ZM197 131H198V128H197ZM202 131L204 132V134H206V135H204L203 136V133H202ZM256 131V130H255ZM102 132H106V134L105 133H102ZM116 132H118L117 134H119V135H117L116 134ZM122 132V133H121ZM130 132V133H129ZM164 132H163V135H164ZM192 132L194 133V134H197V135H194V134H192ZM113 133V134H112ZM126 133H127V135H126ZM140 133V136H137L138 134ZM142 133V134H141ZM167 133V134H166ZM175 133V132H174ZM174 133H172V134H174ZM210 133V132H209ZM238 133V132H237ZM237 133H235V134H237ZM238 133V134H239ZM257 133V132H256ZM129 134V135H128ZM131 134V135H130ZM200 134V135H199ZM234 134V135H235ZM253 134V137L251 136ZM100 136V137H98V136ZM115 135V136H114ZM123 135V136H122ZM125 135H126V139L124 138L125 137ZM168 137H167V136ZM176 135H178V137H175ZM246 135H248V136H246ZM261 135H264V134H261ZM260 135V136H261ZM104 136H107V137H104ZM117 136H118V138H117ZM123 138H122V137ZM128 136V137H127ZM187 136H188V139H187ZM189 136H191V138H189ZM195 136H198V137H195ZM212 136H216V135H212ZM87 138V140H88V146L90 147H87V149H81V151L83 150L85 153H87L88 152V157L90 158V156L93 154V155H95L96 154V152H97V156L95 157H93V155L91 156V159L93 158L94 160L96 159V160H98V158H99V161H98V164H96L97 165V167H98V165H102V164H104V162H106L105 164H104V166L105 167H103V171H102V173H104L105 174V176L106 175H110V177L108 176H106V177H104V175H102L101 176V174H99L98 173V175H100V176H98L99 177V180H100V187H99V189H98V195L96 196V198H95V202H94V204L93 205H95L94 206V208H93V211L94 212H92L93 214H91V213H89V215H90V220L87 222L88 223V225H87V229H86V232H84L83 230H84V228L82 227V225L81 224H78V219H73L74 218V216H73V218L70 216V212H68V210H67V207H66V205H62L61 207H55V208H52V207H47V206H49V205H45V202H43L42 201V199L40 200H38V199H36L35 198V195H34V185H33V183H31L30 181H27V180H24V178H23V174H36V172H38V173H40V171L41 170H43V167L41 168V165L43 164V165H46L45 167H47V169L48 170H50V171H53V168H54V166H55V160H54V157H56L57 155H60V156H62L63 155V153H65L66 152V150L64 149V148H70V150L74 147V145H75V140L77 139V138ZM105 139H104V138ZM133 137H135V138H133ZM201 139H200V138ZM261 137H263V136H261ZM98 138V139H97ZM103 138V139H102ZM108 138V139H107ZM115 138H117L118 140H119V142H120V139L119 138H121L122 139V143L123 144H125L124 146L121 144V142L120 143H118V140H114ZM175 138V140H172V139H174ZM251 138H252V140H251ZM94 139V140H93ZM128 139H130L129 140V143H128V145H127V140ZM141 139V138H140ZM139 139V140H140ZM200 139V140H199ZM247 139V140H246ZM259 139V138H258ZM258 139H256L255 141H253V142H256V144H257V142H259V141H257ZM99 140V141H98ZM108 140V141H107ZM111 140H113L114 142H116L117 143V147L115 146L116 145V143H112V141ZM125 140V141H124ZM176 140V141H177ZM181 140V139H180ZM183 140V139H182ZM264 137L262 138V140H261V142H260V145L258 146V147H260V146H262L263 144H262V142L264 143ZM99 142V143H101L97 148H93L94 146H95V144H94V142ZM102 141H104L103 143H102ZM110 141V142H109ZM179 141V140H178ZM187 141H183V142H181L180 141V143L181 144H179V145H183V144H185ZM108 143L107 145H109V146H107L106 145V143ZM136 142V143H137ZM207 142V141H206ZM205 142V143H206ZM252 142V143H253ZM92 145H91V144ZM109 143H111V144H109ZM140 143V142H139ZM167 144H169V141H167L166 142ZM189 142H188V144H190ZM204 143V145H206L207 146V149L208 150H211V152H209V153H211V156H213V154L215 153V151L213 152L212 151V149H215V150H217L216 148H212V149H209L210 148V146L212 145H208V144H205ZM246 143L244 144V145H246ZM60 144V145H59ZM90 144V145H89ZM103 144V145H102ZM104 144H105V147H104ZM113 144V145H112ZM115 144V145H114ZM120 144V145H119ZM187 144V143H186ZM262 144V145H261ZM58 145V146H57ZM65 147H64V146ZM122 145V147L120 148L119 146H121ZM133 145V144H132ZM203 145V146H204ZM73 146V147H72ZM100 146H101V149L102 148H104V149H100ZM106 146L108 147V149L106 148ZM185 146V145H184ZM183 146V147H184ZM197 146V145H196ZM202 146V147H203ZM206 146H204L203 148L204 149H206ZM219 146H221V145H219ZM217 147L218 148V150H217V152H218V154H219V152H222V146L221 147ZM253 146H256L255 145V143L253 144ZM252 146V147H253ZM264 146V145H263ZM72 147V148H71ZM92 147V148H91ZM112 147H114V148H112ZM180 148L182 147V146H179ZM178 147V149H176L177 151L178 150H180V148ZM182 147V148H183ZM186 147V149L187 150H189L188 148L190 147V150L187 152V156H188V153H190L191 152V150H192V146L191 145H189V147L187 148V145L185 146ZM209 147V148H208ZM252 147H251V149H252ZM118 148V149H117ZM122 148L124 149V150H122ZM64 149V150H63ZM114 149V150H113ZM119 149H120V152H121V154L120 153H118V151H119ZM184 149V148H183ZM183 149H181V150H183ZM201 149V148H200ZM204 149H202V150H204ZM206 149V150H207ZM219 149H221L220 151H219ZM259 148H257V150H258ZM60 150V151H59ZM68 150V149H67ZM100 150V151H99ZM167 150V151H166ZM180 150V151H181ZM206 150H204L205 151V153H204V151H202L204 154H206V152H207V154H209L208 153V151H206ZM256 150V149H255ZM256 150V152L257 153H259V150L257 151ZM59 151V152H58ZM64 151V152H63ZM83 151L81 152V155H83V157H87V155L86 154H84L83 153ZM113 152V155L111 156V154H112V152L110 153V155L108 154L109 152ZM116 153H115V152ZM123 151V152H122ZM180 151H178V152H180ZM223 151H225V150H223ZM130 152V155L129 156H131V151H129ZM166 152H168V154L166 153ZM172 153L171 155H170V153ZM173 152H175L174 154H173ZM182 152V151H181ZM216 152V153H217ZM114 153H115V156H114ZM126 153V154H125ZM177 153V154H176ZM203 153H197V154H203ZM215 153V154H216ZM222 153H224V152H222ZM252 153H254V151L252 152ZM91 154V155H90ZM117 154L119 155H121V156H117ZM90 155V156H89ZM103 155V156H102ZM104 155H105V157H104ZM169 155H170V157H169ZM179 155H181V154H178V156ZM223 154H221V156H222ZM254 155H256V154H254ZM258 155V154H257ZM106 156H108L107 157V161L106 160H104V159H106ZM115 157L114 158V164L112 163L111 164V162H113V161H111V160H113V159H111V157ZM126 156V157H125ZM168 156V157H167ZM193 156V157H192ZM208 156H209V158H208ZM217 156V155H216ZM103 157V158H102ZM122 157H123V159H122ZM173 157V158H172ZM204 157V158H203ZM203 157H201L203 160H205V158H206V160H208L206 163H208L209 162V165L211 164L210 162H212V160L213 159H215V158H218V159H221L220 158V156L219 157H215V158H213L212 160H210V155H207V156H203ZM120 158V162L122 163V165H121V163H119L120 164V166H121V169H122V167H126V169H122V171H123V173H122V171H120V166H119V168L117 167V164H118V162H119V160H117V159H119ZM168 158V159H167ZM191 158V159H190ZM201 158L199 159V157H198V159H197V156H196V158H194V160L196 159V160H201ZM90 159V161L93 163L94 162V160L92 159L91 160ZM103 160V162H101L102 164H99L100 163V160ZM122 159V160H121ZM126 159L128 160V161H126ZM172 159V160H171ZM188 159H190L189 161H188ZM95 160V163H97V161ZM101 160V161H102ZM118 162H117V161ZM193 160V161H194ZM195 160V161H196ZM202 160V162H204L203 164L206 166V164H205V161H203ZM210 160V161H209ZM216 160V159H215ZM54 161V162H53ZM172 161V162H171ZM174 161L176 162V166L174 165V168L172 167V168H170V166H173V164H174ZM214 161V160H213ZM110 162V163H109ZM182 162H180V163H182ZM192 162V161H191ZM54 163V164H53ZM108 163V164H107ZM124 163V164H123ZM125 163H127V164H125ZM179 163V164H180ZM193 163H195V162H193ZM118 164V165H119ZM192 164V163H191ZM54 165V166H53ZM110 165L112 166H115V168L116 169H118V170H115V168H112V167H110ZM182 165V164H181ZM184 165V164H183ZM178 166L179 168H181V169H179L178 167V169L176 168V171L178 170V172L181 174H186V172L184 171V173L181 171L182 170V168L183 167H185V166ZM103 166V165H102ZM198 166V167H197ZM107 167V169H104V168H106ZM165 167H167L165 164H164V168ZM190 167V166H189ZM194 167H196V169L198 168L199 170L197 171V170H195L194 171ZM99 168V167H98ZM112 168V169H111ZM127 168H129V169H127ZM168 168H166L167 170H165L166 172L168 171L169 172V169ZM191 168H192V166H191ZM205 168V167H204ZM31 169V170H30ZM110 169V170H109ZM185 169V168H184ZM183 169V170H184ZM205 169H208L207 167L205 168ZM99 170H100V168H99ZM125 170H128V171H131V172H129L128 173V175H127V173H124L125 172ZM181 172H180V171ZM201 170H203V171H201V172H204L205 170L202 168ZM113 171V172H112ZM127 171V172H128ZM165 171L163 172V178L161 179L162 180V185L164 184L165 185V187L164 186H162V187H164L165 189L164 190H162V188H161V192L164 194V193H171L173 190H177L176 188L174 189V187L176 186H174L173 187V185L174 184H171L172 183V181L174 180V177H175V179H176V176L178 177L177 179H176V181L174 182V183H178L180 180V178L182 177L179 173H176V176H175V174L172 176V173H170L169 172V175H168V172L167 173H165ZM106 172V173H105ZM205 172H207V171H205ZM204 172V173H205ZM108 173V174H107ZM110 173H112V174H110ZM116 173H117V175L118 176H116ZM120 173L121 174H124L123 176H129L128 177V181H130V183L128 182V181H125V180H127L126 178L127 177H124V179H123V176L122 175H120ZM165 173V174H164ZM115 174V175H114ZM177 174H179V176L177 175ZM184 174V177H187L186 175ZM197 174H198V176H197ZM241 174V173H240ZM112 175V176H111ZM201 175V174H200ZM242 176H243V174H241ZM241 175H239L240 177H238L237 176V180L239 179L240 180V178H242L241 177ZM118 178V180L117 179H115L116 177ZM120 176L122 177V179L120 178ZM133 176H134V174H133ZM170 176H172V178H170ZM217 176H220V175H217ZM251 178H253L251 175H249ZM114 177V178H113ZM166 177H167V179H166ZM169 177V178H168ZM203 177V173H202V176H199V178H202ZM204 177H206L207 178V176H204ZM203 177V178H204ZM226 177V176H225ZM236 177V176H235ZM132 178V179H131ZM244 178V177H243ZM243 178L241 179V181L243 180ZM107 179H108V181L109 182H107ZM166 179V180H165ZM170 179H173V180H170ZM182 179H184V178H182ZM186 179V178H185ZM191 179V178H190ZM208 179V178H207ZM211 179H213V178H211ZM215 180L217 179V177L215 176V178H214ZM213 179V180H214ZM217 179V180H218ZM256 179V180H255ZM255 179H252V180H250V182L251 181H253V180H255V181H258L257 179H258V177H256L255 176ZM116 180V181H115ZM120 180V181H119ZM125 181V186H124V181ZM131 180L132 181H134V182H136V183H134V182H131ZM161 180H159V181H161ZM198 182H197V181ZM201 180H204L203 182L201 181ZM238 180V181H239ZM111 181V182H110ZM113 181V182H112ZM120 182V183H118V185H119V187L118 186H116L117 185V183L116 182ZM122 181V182H121ZM169 181H170V183H169ZM184 181V180H183ZM182 181V182H183ZM209 181V182H208ZM108 184V183H110V188H109V186L108 185H106V183ZM182 182L179 184V185H181L182 184ZM208 182V183H207ZM114 183H115V185H114ZM128 183V184H127ZM169 183V184H168ZM200 183V184H199ZM205 183H207V185H208V188H207V186H205L206 184ZM214 183V184H213ZM217 183H219V184H221V185H217ZM247 183V182H246ZM245 183V184H246ZM249 183V182H248ZM256 183H258V182H256ZM127 184V185H126ZM129 184H132L131 186L129 185ZM205 184V185H204ZM241 184V183H240ZM253 184V183H252ZM252 184H251V187H250V185H249V187H248V185H244L245 186V192L244 193H251L252 192V187L254 188L255 186H254V184H253V186H252ZM140 185V184H139ZM172 185V186H171ZM197 185V186H196ZM212 185V186H211ZM217 185V187H220V188H218V190H217V187H215ZM233 186V188L231 187V186ZM48 186L49 187H47L48 189L50 188H52V189H59V185L57 184H48ZM114 186V187H113ZM121 186V187H120ZM129 186H130V188H129ZM166 186H169V188H167ZM201 186H203L204 188H202ZM211 188H210V187ZM104 187H105V189H104ZM115 187H116V189H115ZM201 187V188H200ZM226 187V186H225ZM102 188H103V190H102ZM111 189V190H109V194H108V189ZM120 188H122V189H120ZM127 188V189H126ZM170 188H173V189H170ZM179 188V187H178ZM224 188V189H223ZM231 190H230V189ZM247 188V189H246ZM248 188H250L251 189V191L248 189ZM47 189V191H49ZM117 189H120V190H118L117 191ZM125 189H126V191H125ZM206 189H208V191H206ZM220 189V190H219ZM229 189V190H228ZM105 190V191H104ZM121 190H124V191H121ZM133 190V189H132ZM144 190V191H143ZM169 190H170V192H169ZM201 190H202V192H201ZM209 190H210V192H209ZM221 190H223V191H221ZM102 191V192H101ZM110 191H112V192H114V193H112L111 192V194H110ZM116 191H117V193L119 192V194H117L116 193ZM129 191H131V194H129L130 195V197L134 200H140L141 201V207L139 208V206H137L139 209V211L138 210H136L137 209V207H136V205H140V201L139 202H137V201H133L130 197H129V195L127 194V192L129 193ZM136 191H138V190H136ZM168 191V192H167ZM194 191V192H193ZM214 193H216V191L218 192V193H220V192H224L223 193V198H222V196L221 197H219L218 195L219 194H215V195H217L219 198H217V199H219V200H217V202L220 204V205H222V206H220V207H222L220 210H222V211H219V209H217L218 207L217 206H215V205H217L218 203L216 202V204L213 202L212 203V200H214V198H211V203H212V205H210L209 206V203H207L209 200H210V197H214V194H213V192ZM248 191V192H247ZM122 192V193H121ZM231 192V193H232ZM137 193V192H136ZM147 193H148V195H147ZM184 193L186 194H189L190 196V198L188 197V195L186 194V196L187 197H185V195H184ZM194 193V194H193ZM243 193V194H244ZM249 193L247 194V195H249ZM103 194H106L104 197H101ZM113 194V195H112ZM115 194L116 195H118V196H115ZM123 194V197L121 196ZM112 196V198H113V196H114V198H115V201H113L114 200V198H113V200H111L110 198H111V196ZM126 195H128V196H126ZM194 197H193V196ZM205 195V196H204ZM207 195V196H206ZM211 195V196H210ZM245 195V194H244ZM210 196V197H209ZM216 196V197H217ZM127 197H128V199H130V200H128L127 199ZM184 197V198H183ZM205 197V198H204ZM206 197H207V199H208V197H209V199L207 200L206 199ZM119 198V199H118ZM121 198V199H120ZM124 198L126 199V200H124ZM181 198H183V199H185V200H181ZM104 199V200H103ZM221 199V200H220ZM240 199H242V194H241V197H240ZM109 200H111L110 202V205L109 204H107V202L109 201ZM119 200V201H118ZM151 200V202H149ZM170 200H172V198L170 199ZM192 200V203H195L194 201ZM117 201H118V203L120 202V201H122V202H120L119 204L117 203ZM127 202V204L125 203V202ZM128 201H130L129 203H128ZM133 201V202H132ZM181 202V204L182 205H185V203H187L188 202V204L190 203V205H189V207H191V209L193 208V210H195V212H197L196 213V215L197 216H194V211H192V210H190V208L189 207H187V209H189V210H185V209H183V210H185V211H187V214L186 213H184L183 211H182V209H181V211H178V210H180L179 208H180V206H181V208L183 207V208H186V205H185V207L184 206H182V205H180L179 204V202ZM205 201H207V202H205ZM215 201V200H214ZM44 204H42V203ZM104 202V203H103ZM131 202H132V205H131ZM135 202H137L136 204H135ZM174 202H176V203H174ZM202 202H205V204L207 203V207L208 208H206V206H204L203 205V203ZM222 202H224V201H222ZM113 203V204H112ZM161 203V204H162ZM178 203V205H176ZM195 203V204H196ZM210 203V204H211ZM231 203H232V205H231ZM236 203H238V201H236ZM116 204H117V207H116ZM128 204H130V205H128ZM143 204V205H142ZM147 204H148V206H147ZM153 204V203H152ZM174 204V205H173ZM215 204V205H214ZM219 204H218V206H219ZM123 205L125 206L126 205V207H123ZM129 207H128V206ZM150 205V206H149ZM170 205V206H169ZM176 205V206H175ZM200 205V204H199ZM234 205V206H233ZM45 206V207H44ZM105 206H106V209H105ZM152 206H155V205H152ZM178 206V207H177ZM205 207V208H203V207ZM217 207L216 208V212L213 210H211L210 209V207ZM236 206V207H235ZM108 207V208H107ZM135 207H136V209H135ZM176 207V208H175ZM202 207V208H201ZM129 208H130V210H129ZM146 208V209H145ZM149 208V209H148ZM167 208V209H166ZM170 208V209H169ZM173 208H174V211H173ZM178 208V210L177 211H175L176 209ZM118 209H119V212H117L118 211ZM135 212V214L136 215H134V212L132 211V210ZM164 209H166V211H164ZM205 211V212H203V213H201L202 211ZM203 209H205V210H203ZM208 209V210H207ZM210 209V210H209ZM213 209V208H212ZM256 209H257V207H256ZM256 209L255 208H252L251 209V211H249V214H248V216L246 217L247 219H245L246 220V223H247V221H248V217H250L251 215H252V213H253V211L252 210H255L254 211V213L256 212ZM103 212H102V211ZM124 210V211H123ZM136 210V211H135ZM145 210H148V211H146V212H144ZM168 210V211H167ZM199 210H200V214H204V216H201V215H199L198 213H199ZM107 211V212H106ZM128 213H127V212ZM160 211V212H159ZM172 211L173 212H175V213H172ZM188 211H192V213L193 214H189L188 213ZM206 211L208 212V213H206ZM212 211V212H211ZM229 211H231L230 213H228ZM102 212V213H101ZM117 212V213H116ZM122 212H125L124 214L122 213ZM137 212V213H136ZM140 212V213H139ZM150 212V213H149ZM165 214H164V213ZM170 214L169 216H168V213ZM210 212H211V214H210ZM213 212H215V213H213ZM222 212H224V213H222ZM235 212V213H234ZM143 213H146L145 214V216H144V214ZM179 213H181V215H179ZM184 213V214H183ZM206 213V214H205ZM220 213L222 214L221 216H220ZM225 213H227L226 214V216H228L229 217V219H228V217H227V219L228 220H225L226 219V216H225ZM234 215H233V214ZM251 213V214H250ZM253 213V214H254ZM95 214V215H94ZM102 214V215H101ZM133 214V216H135L134 218H133V216L131 217L130 215H132ZM173 214V215H172ZM178 215V217L179 216H184V215H186V216H184V217H188V215H193L192 217H193V220L192 221H190L191 222V224H189L190 226H187L186 224H184V226H186L187 227V229L189 230V232H190V234H189V232H188V230L187 229H185V227H184V229L186 230V233L183 231V228H182V230L180 229L181 227H183L182 225H183V223L185 222V223H187V220H185L184 219V217L182 218L181 217V219H182V221L183 222H181L180 223V221H178L177 219H179L180 220V217L178 218V217H176L177 215ZM224 214V215H223ZM233 216H231V215ZM127 215V216H126ZM160 215V216H159ZM161 215H162V217L164 218V216L166 217V219L168 218V217H170V218H172V216H174V219L175 220H177L176 222H179L180 223V225H181V227H179L178 226V224L179 223H175L174 221L175 220H173V219H170V218H168V219H170V220H166L167 221V223H169L170 221H171V223L172 222H174L175 223V226H176V224H177V227H179V228H177L176 227V229H180L181 231V233L182 232H184L183 234H180V232H179V230H176V231H178L179 233L177 234L176 232L174 233V231H175V229H174V224H173V229L171 228V230L173 231V234H174V236H175V234H176V237H179V239H177L176 240V237H171L173 240H174V238H175V240H174V242L176 243L177 241L179 242V243H182V245H180L178 242H177V244H178V246H177V248H178V251H177V249L176 248H173L174 250H172V248L171 249H167L166 247L167 246H165V243H164V247H163V249H162V251L160 252V251H158V250H160V249H158V242H156V238L155 237H152L151 235H153L154 236V231H153V234H150V233H152L151 231L152 230H154L156 227V224H160V221H161V219H162V217H161ZM167 215V216H166ZM237 215V216H236ZM255 215V214H254ZM118 216V217H117ZM124 216H126V217H124ZM138 216V217H137ZM140 216H141V218L143 217L144 219L142 220L141 218H140ZM148 216H149V218H151L150 220L151 221H153L152 219L154 218V221H156V223L155 222H151V221H149V218H148ZM189 216V217H190ZM230 216H231V218H230ZM234 216L236 217V219L234 218ZM11 217V218H10ZM52 217H53V219H52ZM55 217V218H54ZM62 217V218H61ZM93 217V218H92ZM100 217V218H99ZM106 217H107V220H106ZM129 217H131V218H129ZM176 217V218H175ZM192 217H190L189 218V220L192 218ZM211 217H213V216H211ZM223 217H225V218H223ZM239 217V218H238ZM2 218H4L3 220L4 221H2ZM9 218V219H8ZM16 218V219H15ZM28 218V219H27ZM31 218V219H30ZM37 218V219H36ZM41 218H42V220H41ZM49 218V219H48ZM104 218V219H103ZM114 218V219H113ZM120 218V219H119ZM122 218V219H121ZM129 218V219H128ZM160 218V219H159ZM251 218V217H250ZM249 218V220H251ZM255 218V217H254ZM7 221H9L10 222V219H11V223L10 224H8V222L6 223V220ZM27 221H26V220ZM41 220V222H40V220ZM73 219V220H72ZM88 219H89V217H88ZM136 219V220H135ZM141 219V220H140ZM146 219L148 220L147 222H143V223H147V225H145V224H143L142 223V221H146ZM159 219V220H158ZM165 219V218H164ZM163 219V223H161V225H160V227H159V225L157 226V228H159L160 230L162 229V225H164L163 226V228H165V225L167 224H164L165 223V220ZM188 219V218H187ZM231 219H233V222H231ZM52 220V221H51ZM58 220V221H57ZM60 220H62V221H60ZM75 220V221H74ZM103 220V221H102ZM119 220H121V221H119ZM173 220V221H172ZM198 220V221H199ZM230 220V221H229ZM234 220H235V222H234ZM242 220V219H241ZM241 220H239V221H241ZM245 220H243L244 222H245ZM262 220V223H263V225H264V218L263 219H261ZM26 221V222H25ZM29 221V222H28ZM37 221V222H36ZM54 221V222H53ZM56 221V222H55ZM75 223H74V222ZM78 221V222H77ZM93 221V222H92ZM119 221V222H118ZM124 221L126 222V223H124ZM130 221H131V223H130ZM137 221V222H136ZM139 221H140V223H142L143 225H145L146 227L148 226V230H149V232L147 231L146 233L144 232V230L146 229V227L145 226H141L140 228V231H138L137 229H139L138 227L140 226V223H139ZM207 221H205L204 220V222H207ZM220 221L222 222V223H220ZM229 222V225H227L228 224V222ZM243 221H241L240 223H242V226L245 224ZM253 221V220H252ZM251 221V222H252ZM1 222H2V224H1ZM5 222V223H4ZM31 222H34V223H31ZM39 222V223H38ZM58 222V223H57ZM60 222H64L63 224H61L60 225ZM76 222H77V224H76ZM189 222V221H188ZM227 222V223H226ZM231 222V223H230ZM236 222H237V225H236ZM250 221H249V223H247L246 225H247V227L248 226H250V224H251V228H252V224H253V222L251 223ZM28 223H29V225L30 224H32V225H28ZM36 223H37V225H36ZM50 223H53V224H50ZM55 223V224H54ZM68 223V224H67ZM73 223V224H72ZM80 223V222H79ZM93 223V224H92ZM118 223L120 224V225H118ZM124 225H123V224ZM154 224V225H150L149 226V224ZM167 224V226L166 227H171V225L172 224ZM244 223V224H243ZM5 224L7 225V226H5ZM14 224V225H13ZM39 224V225H38ZM43 226H42V225ZM46 224V225H45ZM71 224H72V226H71ZM129 224H130V226L131 227H129L128 228V226H129ZM134 224L136 225V226H134ZM139 224V225H138ZM141 224V225H142ZM249 224V225H248ZM2 225V226H1ZM9 225V226H8ZM16 225V226H15ZM27 225V226H26ZM49 225V226H48ZM53 225H54V227H53ZM63 225H65V226H63ZM77 225V226H76ZM81 225V226H80ZM118 225V226H117ZM199 225H200V223H199ZM219 226L218 228H217V226ZM246 225H245V228H247L246 227ZM15 226V227H14ZM21 226V227H20ZM26 226V227H25ZM39 226V227H38ZM46 228H45V227ZM67 226V227H66ZM94 226V227H93ZM117 226V227H116ZM222 226V227H221ZM227 226H229V228L231 229V227L233 228V229H228V227ZM11 228V230H10V228ZM14 227V228H13ZM27 227H28V229H27ZM41 227H42V229H41ZM50 227V228H49ZM52 227V228H51ZM63 227V228H62ZM97 227H98V229H97ZM120 227V228H119ZM125 227H126V229H125ZM136 227V228H135ZM153 228V229H151V231H150V228ZM190 227V228H189ZM227 227V228H226ZM240 227H241V225H240ZM24 228V229H23ZM116 228H119V229H116ZM134 228V229H133ZM143 228V229H142ZM211 228H212V232H211ZM238 227H236V229H237ZM242 228V227H241ZM241 228H239V229H241ZM7 229V230H6ZM25 229H26V231H25ZM44 229V230H43ZM63 229V230H62ZM83 229V230H82ZM107 229V230H106ZM127 229H130L129 231H127ZM137 231H136V230ZM169 228H165V229H163L164 230V232H163V235H164V233L166 234V230H168ZM210 229V230H209ZM224 229V230H223ZM40 230V231H39ZM55 230H57V231H59V233L57 232V231H55ZM104 230V231H103ZM110 230V231H109ZM118 230V231H117ZM124 230V231H123ZM133 232H132V231ZM141 230H143V232L141 231ZM221 230H223V231H221ZM243 230H245L244 229V226H243ZM242 230V231H243ZM247 230H249V227L247 228ZM246 230V231H247ZM264 230V229H263ZM17 231H19V232H17ZM44 231V232H43ZM146 231V230H145ZM166 231V232H165ZM252 231V230H251ZM251 231H247V232H245L246 234H248V233H250ZM8 232V233H7ZM11 232V233H10ZM36 232V233H35ZM57 232V233H56ZM68 232H70V233H68ZM130 232H131V234H130ZM136 234H135V233ZM144 233V235L142 234V233ZM158 232V231H157ZM159 232H161V231H159ZM159 232H158V235H159ZM171 232V231H170ZM188 232V233H187ZM205 232V233H206ZM223 232V233H224ZM230 232H226V233H228V234H230V235H232V237L234 236L233 235V233H230ZM235 232V231H234ZM238 232V231H237ZM236 232V233H237ZM1 233H3L2 235H1ZM38 233V234H37ZM53 233H55V234H53ZM87 234L86 235V238H88V241H92V246H94V247H90V248H87V247H85L84 245H83V247H81V246H79V244H77L78 246H79V248L80 249H78L77 248V246L75 247V246H72V245H75V243H77V242H80L81 243V241H82V239L81 238H85L84 236V234ZM120 233H122V234H120ZM134 233V237H136V239L133 237V236H131L132 234ZM142 235H141V234ZM148 233V235H147V237H145L147 240H149V237H151L150 238V241L154 244L153 246H152V243L150 244H148V243H145L146 242V240H145V242H144V240H141V239H145L144 238V236H145V234H147ZM172 233V232H171ZM171 233H169L168 232V234L167 235H164L165 236V239H167L166 237L167 236H169V235H172ZM196 233V234H197ZM201 233V232H200ZM241 233V232H240ZM242 233H244V231L242 232ZM243 234V235H246V234ZM263 233H264V231H263ZM18 234V235H17ZM38 236H37V235ZM77 234H80V235H77ZM127 234V235H126ZM128 234H130V235H128ZM140 234V235H139ZM149 234H150V236H149ZM180 234V235H179ZM235 234V233H234ZM3 235H5V236H3ZM7 235V236H6ZM22 235V236H21ZM41 235V236H40ZM115 235V236H114ZM178 235V236H177ZM206 235H207V233H206ZM229 235V236H230ZM238 235V234H237ZM240 235H242V234H240ZM35 236V237H34ZM62 236V237H61ZM76 236V237H75ZM138 236L139 237H141L140 239L138 238ZM143 236V237H142ZM164 236H163V239H164ZM195 236V233L193 234V236L192 235H190V237H192V239L188 236H184L183 238H186L187 237V239H186V241H189L190 242V240H191V242H192V244H191V246H194V247H191L190 246V248H188V253H189V256L191 255V253H195L196 251V253L194 254L195 255V260H197V258L200 260V259H202V260H204V258H209L210 257V259H211V261L213 262L214 261V258H215V256H212V254L209 252V254L211 255V256H205V257H201V256H203V253H204V251H203V249H201V247H199L200 245H198V247L196 246L197 244L195 243V241H196V236ZM228 236V237H229ZM236 236V235H235ZM5 237V238H4ZM18 237V238H17ZM52 237H53V239H52ZM57 237H59V238H57ZM118 237V238H117ZM129 237H132V238H129ZM238 237V236H237ZM2 238V239H1ZM4 238V239H3ZM40 238V239H39ZM45 238V239H44ZM63 238H64V240H63ZM79 238V240H77V239ZM111 238V239H110ZM113 238H114V240H113ZM123 238V239H122ZM152 238H155V242H154V239L152 240ZM169 238V237H168ZM190 238V239H189ZM36 239V240H35ZM75 239H76V241H75ZM130 239H132L131 241L132 242H130ZM164 239V240H165ZM171 239V240H172ZM195 239V240H194ZM3 240H5V241H3ZM39 240V241H38ZM44 240V241H43ZM52 240H54L53 242H52ZM120 240V241H119ZM139 240H141V241H139ZM35 241V242H34ZM39 242V244L37 243V242ZM51 241V242H50ZM137 241V242H136ZM221 241H223L222 239H221ZM34 242V243H33ZM60 242V243H59ZM64 242V243H63ZM142 242H144V244L145 245H143V243ZM165 242V241H164ZM7 243V244H6ZM45 243V244H44ZM52 243V244H51ZM57 243H59L58 245H57ZM95 243V245H93ZM132 243V244H131ZM141 243V244H140ZM156 243V244H155ZM228 244L226 245V248H228L227 250H226V248L223 250V252L229 257V253H230V249L233 247H229L230 245H229V242H227ZM4 244V245H3ZM48 244V245H47ZM53 244H55V246L53 245ZM82 244H83V242H82ZM133 244H135V245H133ZM146 244H148V245H146ZM186 244V243H185ZM194 244H196V245H194ZM243 243H241V248H242V245ZM34 245V246H33ZM53 245V246H52ZM98 245V247H97V249H95L96 248V246ZM115 247H113V246ZM134 247H133V246ZM137 245V246H136ZM138 245H139V247H138ZM150 245L152 246V249H151V251H149V249L151 248L150 247ZM157 245V246H156ZM187 245H188V242H187ZM206 245V244H205ZM23 246V247H22ZM49 246V247H48ZM99 246L101 247L100 249L101 250H99L98 248H99ZM109 246H111V247H109ZM155 246H156V249H155ZM186 246V245H185ZM202 246V245H201ZM204 246V245H203ZM57 247V248H56ZM103 247V248H102ZM127 247V248H126ZM137 247V248H136ZM142 247V248H141ZM144 247V248H143ZM147 247V248H146ZM150 247V248H149ZM154 247V248H153ZM195 247H196V249H195ZM50 248V249H49ZM92 248V249H91ZM130 248V249H129ZM186 247H184V249H185ZM191 248H192V251L190 252V250H191ZM230 248V249H229ZM240 248V247H239ZM240 248V249H241ZM34 249H35V251H34ZM49 249V250H48ZM78 249V250H77ZM89 249V250H88ZM134 249V250H133ZM147 249V250H146ZM155 249V250H154ZM164 249H166V250H164ZM199 251H198V250ZM244 249V248H243ZM242 249V250H243ZM5 250V251H4ZM40 251V253H41V255H39L40 253H39V251ZM42 250V251H41ZM43 250H44V252H43ZM58 250V251H57ZM61 250V251H60ZM65 250H66V252H65ZM91 250V251H90ZM104 250V251H103ZM125 250V251H124ZM154 250V251H153ZM164 250V251H163ZM170 250V251H169ZM171 250L172 251H174V252H177V254L176 253H171ZM193 250H195V251H193ZM200 250H202V251H200ZM229 250V251H228ZM242 250H239L238 249V251L240 252V251H242ZM244 250H246V248L244 249ZM57 251V252H56ZM80 251H82V252H80V254H79V252ZM85 251V252H84ZM106 251V252H105ZM109 251H111V252H109ZM119 251V252H118ZM232 251H233V249H232ZM231 251V252H232ZM33 252H35V254L33 253ZM104 252V253H103ZM107 252H109V254L107 253ZM142 252V253H141ZM152 252V253H151ZM163 252V253H162ZM166 252H169V253H166ZM203 252V253H202ZM239 252H236V254L238 253L239 254ZM6 253V254H5ZM38 253V254H37ZM120 253V254H119ZM126 253V254H125ZM131 255H130V254ZM135 253V254H134ZM158 254L159 253V256L158 255H156V254ZM161 253H162V255H164V256H162L161 255ZM43 254H45V255H43ZM86 255V257H85V255ZM105 254V255H104ZM107 254V255H106ZM112 254V255H111ZM116 254V255H115ZM117 254L119 255V256H117ZM134 254V257L132 256ZM170 255V257H169V255ZM172 254L175 256V257H173V259L171 258V256H172ZM196 254H199V255H196ZM237 254V257H234L233 255H235V254H231V256H233L232 258H234L235 260H236V264H237V261H239V263L240 264H245L246 262H242L241 263V261L242 260H240V259H238L239 257H241V256H239ZM81 255H84V256H81ZM87 255H88V257H87ZM99 255V256H98ZM121 255V256H120ZM204 255H206V252L204 253ZM207 255H208V252H207ZM221 255V253L219 254V256ZM80 256V257H79ZM92 256H95V257H92ZM100 256H102L101 257V259H99L100 258ZM108 256V258H106ZM116 258H115V257ZM128 256V257H127ZM150 256H152V257H150ZM192 257H193V255H191ZM191 256H190V259H191ZM199 256V257H198ZM236 256V255H235ZM81 257H85V258H81ZM132 257H133V259H132ZM153 257H155V258H153ZM162 257V258H161ZM214 257V258H213ZM94 258V259H93ZM115 258V259H114ZM136 260H135V259ZM170 258V259H169ZM91 259V260H90ZM118 259L120 260V262L118 261ZM123 259V260H122ZM128 259V260H127ZM160 259V260H159ZM194 258H192V260H193ZM238 259V260H237ZM101 260V261H100ZM103 260H104V262H103ZM144 260V259H143ZM149 260H151V261H149ZM172 260V261H171ZM195 260H194V264H196L198 261H196L195 262ZM7 261V262H6ZM91 261H93V262H91ZM114 261V262H113ZM125 261V262H124ZM126 261L128 262V263H126ZM132 261V262H131ZM138 261H139V263H138ZM173 261H175V262H173ZM106 262V263H105ZM109 262H111V263H109ZM131 262V263H130ZM150 262V263H149ZM169 262V263H168ZM212 262H211V264H212ZM235 262V261H234ZM234 262H232V263H234ZM142 263V262H141ZM146 263H142V264H146ZM207 263H208V261H207ZM238 263V264H239ZM248 263V262H247ZM210 264V263H209ZM214 264V263H213Z\"/></svg>", "mask_w": 264, "mask_h": 264}, {"label": "bare ground", "instance_id": "obj_2", "mask_svg": "<svg viewBox=\"0 0 264 264\" xmlns=\"http://www.w3.org/2000/svg\"><path fill=\"white\" fill-rule=\"evenodd\" d=\"M78 1V0H77ZM81 1V0H80ZM89 1V0H88ZM91 1V0H90ZM95 1V0H94ZM106 1V0H105ZM104 1V2H105ZM110 1H112V0H110ZM87 3V2H86ZM92 3V2H91ZM100 3V2H99ZM107 3V2H106ZM105 3V4H106ZM113 3V1L111 2V3H109V4H112ZM74 4V3H73ZM75 4H77V3H75ZM80 4V3H79ZM88 4V3H87ZM90 4V3H89ZM105 4L103 3V5H104V7H105ZM71 5V4H70ZM81 5V4H80ZM79 5V6H80ZM93 5V4H92ZM91 5V6H92ZM108 5V4H107ZM60 6V5H59ZM72 7L74 6V5H71ZM76 6V5H75ZM110 6V5H109ZM112 6L114 7V8H118V9H122V14L123 15H125L126 14V11H127V13H129L130 11L132 12L131 14L133 15H129L128 16V14H126V16H123L122 18L120 17V16H118L119 14H117L116 15V19H115V21L113 22L112 20V17H111V22H113V25H114V28H116L117 27V29L112 33V34H114V33H116L117 35H119L120 34V32L119 33H117L118 31H121V30H124V31H122L121 32V34L122 35H124V37L123 36H121V35H119V36H117V35H115L116 37H114L115 39H118V40H121L122 41V39L123 38H125L126 39V34H128L129 35V37H130V35H133V37H131V38H134V33L135 32H137V29L136 28H132L131 29V27L132 26H134V24H136V25H138L136 22L141 18L142 20H141V24H143V27L145 28V30H150L151 31V37H152V40L154 41L155 39V37L157 36V35H159V33H160V36L162 35V33H163V35H162V37L160 38V36H158V37H156L157 39L153 42V41H150V42H152L151 44H145V48H143V44H142V48L140 49H136L137 51H139V52H141V54L143 55V54H145L144 55V59L145 58H147L148 56H150V58L148 57V59L147 60H145V61H149V59L150 60H153V59H151V57H152V55H154V57H155V54L157 55V56H159V54L160 53H158L159 51L161 52V54H164L163 53V51L162 50H165L164 48V46H167L168 44H169V40H171V42L173 43V40H175V37H177V36H180V35H183V30L186 28V26H190V29L192 30V28H191V25H193L194 24V22H196V24H199V26H204L205 27V30L206 29H208V28H206V26L208 27H215L216 28V26L218 25V26H222V27H220V29L221 28H223L222 29V31L224 32V37H226L227 38V36H228V40L225 38H223V40H220L221 41V44H225V43H228L227 41H229V38H231L230 37V35H232V39H230V41H229V43L227 44V45H220L219 43H220V41H218L217 42V44L220 46L219 48H216V47H218V45L215 43V41H214V43H215V45H217L216 47L215 46H213V42L211 43V45H212V47L213 48H211L210 46H209V44H208V46L210 47V49H208L206 46V42H205V44H203L205 47H206V51H205V48L204 49H202L201 51H205V53L204 54H208V51L209 50H211L212 51V49L214 50V49H219V51L221 50L220 48L222 47L223 49L220 51V53H218L217 52V54H215V55H217V56H222V59H224L225 57H226V59H227V61H225V60H223L222 61V63H220V64H222V66H224V64H227L228 65V63H229V65H230V67H229V65H228V69H230L231 71H228V69H227V71H226V69L223 71L222 69H224L223 67H221V71L223 72H220V69L217 67V69H216V67L214 68V66L217 64H219V58L220 57H214L213 58V62H212V64L214 63V61H215V63H214V66H212L211 65V62H210V64L209 65H211L212 67H209V65L207 66L208 68H210V70H208L207 68V71L209 72V71H211L212 70V73L214 72V76H217L218 77V75H215V73L217 74V72H215V69H216V71L218 70V72L219 73H222L223 75H219V76H221V78H226V77H224V76H226V75H224L225 74V71L227 72V74H228V72H230L229 73V76H227V78L229 77V79H227V81H222L223 82V85H222V87H220V89L222 90V92H224V94H222V96L224 97V95H226L225 94V92L226 91H228V92H226L227 93V97L225 98L224 97V99H223V97L222 98H219V97H217V95L219 94V91L217 90V89H219V85H218V87L216 88V91H214L215 89L213 88L214 87V84H220V83H222L220 80H219V78L220 77H218V79L216 80V81H220V83H216V81L214 80V79H212V76L213 75H209V73H211V72H207V74L208 75H206L207 76V78L205 77V76H203V77H205L206 79H202L201 81H200V79H198L200 76H198V78H197V76L195 77V80H196V78L199 80V82L201 83H199L200 85H199V87L200 88H202L203 86L202 85H204V83L206 82V80H208L209 82H210V79H212L213 81H215L213 84H212V82H210L212 85H210L213 89H211V87H209V85L207 84V86L211 89V91L212 92H210L209 94L210 95H212L211 93H215V92H218V94L217 93H215V94H217L216 96H215V100H216V97H217V99H222V101H223V103H228L229 105H231V103H239V105L241 104L242 106H245V107H248V108H250V109H252V110H248L247 112V114H250V113H253L254 111H259V110H261V111H259V113L262 115V112H264V111H262V110H264V91H263V88H264V48H263V46H262V48H263V50L261 49V46H260V44H258L259 46H257V45H252V44H250V43H248V41H250V39H253L254 41H252L251 40V42H255L256 44L257 43H261V44H264V0H114V5L112 4ZM82 7H85L84 5H82V6H80V8L81 9H83ZM96 7V6H95ZM94 7V8H95ZM97 7H98V5H97ZM97 7H96V9H94V11L95 10H97ZM128 8V9H130V11L128 10V9H124V8ZM108 8V7H107ZM107 8H105V10L107 11ZM69 9H70V7H69ZM87 9V8H86ZM100 9H102V8H100ZM113 9V8H112ZM134 9L136 10V11H134ZM73 10H74V8H73ZM69 11V12H75V11ZM85 10V9H84ZM90 9H89V7H88V10L87 11H89ZM119 10V11H120ZM124 10V11H123ZM126 10V11H125ZM83 11V10H82ZM98 11V10H97ZM102 11V10H101ZM100 11V12H101ZM106 11H104L103 10V12L106 14ZM113 10H111L110 9V13L112 12ZM119 11H117L118 13H119ZM142 12V15L141 16H138V12ZM80 12H81V10H80ZM85 12V11H84ZM121 12V11H120ZM125 12V13H124ZM97 13H99V11L97 12ZM108 13H109V11H108ZM115 13V12H114ZM72 14V13H71ZM83 13H81V15H82ZM88 14V12H86V15ZM93 14H95V13H93ZM93 14H92V16H93ZM101 15V17L104 15H102V12L100 13ZM141 14V13H140ZM84 15V14H83ZM107 15V14H106ZM121 15V14H120ZM85 16V15H84ZM84 16H83V18H84ZM88 16V15H87ZM86 16V17H87ZM95 16V15H94ZM98 16V15H97ZM108 16V15H107ZM112 16H114V15H112ZM191 16L193 17V16H195V18H194V20H193V18H191ZM132 17L134 18V19H132ZM80 18H81V16H80ZM79 18V19H80ZM95 18V17H94ZM93 18V19H94ZM190 18L192 19V20H190ZM89 20L90 19H92V18H88ZM103 19V18H102ZM101 19V20H102ZM123 19V20H122ZM196 19V20H195ZM68 20V19H67ZM81 21H82V18L80 19ZM80 20H79V22H80ZM84 20H86V19H84ZM83 20V21H84ZM95 20V19H94ZM97 20H98V18H97ZM103 20H105V18L103 19ZM103 20L101 21V23H103ZM120 20H122V21H120ZM133 20L135 21V23L132 25V23H133ZM108 21V20H107ZM85 22V21H84ZM84 22H83V24H84ZM106 22V21H105ZM119 22V23H118ZM138 22H140V21H138ZM88 23H89V21H88ZM91 23H92V20H91ZM95 23H96V21H95ZM100 23V24H101ZM118 23V24H117ZM57 24V23H56ZM59 24V23H58ZM93 24V23H92ZM104 24V23H103ZM112 24V23H111ZM175 24H177V26H178V28H179V26L180 27H185L184 29H183V27L181 28V29H183L182 31H181V29L179 28V29H177V27H175V29L173 30V33H169V37L166 39V35L164 36V34L166 33V30L168 29V28H171L170 30L168 29L167 30V34H168V31H171L172 32V27H174L175 26ZM88 25V24H87ZM91 25V24H90ZM89 25V26H90ZM136 25H135V27H136ZM83 27V25H82V23L80 22V27ZM84 26H85V24H84ZM96 26V25H95ZM104 26V25H103ZM107 26H108V23H107ZM140 26V25H139ZM142 26V25H141ZM194 26V25H193ZM199 26H196L197 27V29H198V27ZM91 27L92 26H90V29H91ZM94 27V26H93ZM92 27V28H93ZM58 28V27H57ZM64 28V27H63ZM67 28V27H66ZM85 28V27H84ZM95 28L96 27H94V31H96L95 30ZM104 28H105V26H104ZM130 28V29H129ZM142 28V27H141ZM143 28V29H144ZM148 28V29H147ZM195 28V27H194ZM193 28V29H194ZM200 28V27H199ZM211 28H209V30L211 29ZM214 28V29H215ZM55 29H56V27H55ZM65 29V28H64ZM63 29V32H65V31H67V32H69L68 30L69 29H67V30H64ZM81 29H83V28H81ZM87 29H89L88 27H87ZM107 29V27L105 28V30ZM140 29V28H139ZM138 29V30H139ZM201 29V28H200ZM204 29V28H203ZM213 29V28H212ZM225 29V30H224ZM57 30V29H56ZM55 30V31H56ZM62 30V29H61ZM85 30H86V28H85ZM92 30V31H93ZM100 30H102V28H100L99 29V31ZM108 31H109V26H108V29H107ZM126 30V31H125ZM133 30H136L133 34H132V32H133ZM141 30V29H140ZM144 30V31H145ZM160 30H162V31H160ZM164 30H165V32H164ZM177 31V32H180L179 34L177 33V36H176V33H174V31ZM180 30V31H179ZM187 30V29H186ZM185 30V31H186ZM202 30V29H201ZM82 30H80V32H81ZM103 31H104V29H103ZM103 31H101L102 32V34H100V35H103ZM117 31V32H116ZM148 31H146V32H148ZM156 31H160V32H157L156 33V36H155V32ZM199 32H200V30H198ZM198 31H197V34H198ZM204 31V30H203ZM208 31V30H207ZM216 31H218V29L216 30ZM62 32V31H61ZM61 33V34H63L64 35V37H65V35H67L68 33L66 32V34L65 33ZM85 32H87V31H85ZM106 32V31H105ZM111 32V31H110ZM128 32V33H127ZM140 32V31H139ZM215 32V31H214ZM219 32H220V30H219ZM83 33V32H82ZM100 33V32H99ZM108 33V32H107ZM138 33V32H137ZM142 33V32H141ZM145 33V32H144ZM143 33V34H144ZM149 33V36L148 35H146L145 34V36L146 37H148V40H149V37H150V32H148ZM184 33H186V32H184ZM188 33L189 32H187V38L189 39V35H188ZM196 33V32H195ZM205 33H206V31H205ZM208 33V32H207ZM212 33V32H211ZM210 33V34H211ZM227 33V34H226ZM228 33H229V35H228ZM86 33H84V35H85ZM89 34H90V30H89ZM88 34V35H89ZM93 34H95V33H93L92 32V37H93ZM98 34V33H97ZM104 34H106V33H104ZM110 34V33H109ZM108 34V35H109ZM173 34H175V37L174 36H172ZM191 34V33H190ZM199 34H201V33H199ZM213 34V33H212ZM211 34V35H212ZM221 34H222V32H221ZM16 35V34H15ZM62 35V36H63ZM83 35V34H82ZM113 35V36H114ZM138 35V34H137ZM155 37H154V36ZM171 35V36H170ZM211 35H210V37H211ZM214 35V34H213ZM217 35L218 34H216V36L215 37H217ZM223 35V34H222ZM225 35H227V36H225ZM13 36H14V34L12 35V37H11V35H10V37H11V39L10 40H12L13 39ZM62 36H61V41H63L64 39V37L62 38ZM68 36V35H67ZM66 36V37H67ZM80 36H81V33H80ZM86 36H87V34H86ZM184 36H185V34H184ZM201 36H202V34H201ZM200 36V37H201ZM208 37H209V33H208V35H207ZM65 37V39H67ZM83 37V36H82ZM91 37V38H92ZM97 37V36H96ZM99 37V36H98ZM103 37V36H102ZM102 37H100V39L99 40H102L101 38ZM105 37H106V35H105ZM110 37V36H109ZM118 37V38H117ZM122 37V38H121ZM143 37V36H142ZM163 37H165V38H163ZM172 37V38H171ZM174 37V38H173ZM192 37H193V35H192ZM191 37V39H193V40H195L194 39V37L192 38ZM206 37V36H205ZM15 38V37H14ZM84 38V37H83ZM87 38V37H86ZM107 38V40H108V37H106ZM111 38V37H110ZM121 38V39H120ZM131 38H129L128 40H130ZM144 38V37H143ZM163 38V39H162ZM170 38V39H169ZM180 38L181 39H184L185 40V38H186V36H185V38L182 36H180ZM180 38L178 37V42H179V40H180ZM195 38H198V39H200L199 37H195ZM204 38V37H203ZM63 39V40H62ZM69 39V38H68ZM80 39V38H79ZM92 39H94V37L92 38ZM91 39V40H92ZM97 39V40H98ZM104 40H103V42L105 41L106 43H107V45H108V43H110V42H107L106 40H105V38H103ZM114 39V40H115ZM138 39V38H137ZM137 39H135V41H137ZM164 39H166V41H164L163 43L165 44V42H167V44H165L164 46L162 45L161 46V43L159 44V41L160 40H164ZM201 39H202V37H201ZM219 39V38H218ZM221 39V38H220ZM236 39H237V41H236ZM15 40H18V38H16V39H14V40H12L13 42L15 41ZM81 40H82V38H81ZM81 40H79L80 42H81ZM113 40V41H114ZM124 40V39H123ZM127 40V39H126ZM140 40H143L142 38H140ZM177 40H175L174 42H177ZM184 40H182V41H184ZM190 40V39H189ZM197 40V39H196ZM196 40H195V42H196ZM226 41V42H224V43H222V41ZM232 40V41H231ZM238 40L239 41H247L246 42V44H245V42H244V44L245 45H243V47H242V45H236L237 43H238ZM86 41H87V39H86ZM131 41V40H130ZM134 41V39L132 40V42H135ZM144 41H147V38H146V40H145V38H144ZM158 41V42H157ZM161 41V42H162ZM186 42L188 41L187 39L185 40ZM185 41L183 42L184 44H182V42H181V40H180V42L179 43H181L182 45H186V43H185ZM199 41L200 40H198L197 41V44L199 43ZM206 41V40H205ZM209 40H207V42H208ZM16 42V41H15ZM67 42H69V41H67ZM82 42H83V40H82ZM102 42V41H101ZM102 42V43H103ZM117 42V41H116ZM116 42H114V45H113V42H112V45H113V47H114V51H115V53L117 52V55H119V52H120V54H124L125 53V55H126V57L124 58V60L122 61V64H117V66H122L123 65V62L125 63L126 62V58H128L127 57V55H129L128 53H126V52H122L121 50H123V49H125V48H123V47H126V46H128L127 45V43L129 42H127V41H123L122 42V44H117ZM124 42H126L125 44H124ZM138 42H140V41H138ZM148 42V41H147ZM156 42L158 43V46H156L157 44H156ZM190 41H188L187 42V44L189 43ZM204 42V41H203ZM236 42V43H235ZM241 42V43H242ZM62 43V42H61ZM84 43V42H83ZM91 43V42H90ZM92 43H94V42H92ZM97 43H98V41H97ZM120 43V42H119ZM136 43V42H135ZM135 43H133V44H135ZM143 43V42H142ZM145 43V42H144ZM232 43H235V44H232ZM79 44V43H78ZM86 44V43H85ZM98 44H101V43H98ZM98 44H97V46H98ZM104 44V43H103ZM102 44V45H103ZM125 45V46H118V48H120V51H119V49L117 48V46L116 45ZM129 44H131V43H129ZM139 44V43H138ZM138 44H136V45H138ZM141 44V43H140ZM140 44H139V46L138 47H140ZM171 44V43H170ZM174 44V43H173ZM181 44H179V46L181 45ZM61 45V44H60ZM67 45H68V43H67ZM67 45H63V46H66L65 47V51H70V50H67V49H69V46H68V48H67ZM80 45H81V43H80ZM102 45H101V47H102ZM110 45V44H109ZM132 45V44H131ZM135 45V46H136ZM160 45V46H159ZM189 45V44H188ZM190 45H194L193 47H191L190 48V46H189V48L190 49H193V50H191V52L193 51H195L194 49H195V44L194 43H192V41H191V44ZM200 45H201V43L198 45V46H196V47H200ZM202 45V46H203ZM93 46V45H92ZM91 46V47H92ZM96 46V47H97ZM111 46V45H110ZM134 46V47H135ZM160 48V47H163V48H160V49H154V48ZM170 46V45H169ZM168 46V47H169ZM187 46V45H186ZM186 46H185V48H186ZM201 46V47H202ZM58 47H59V44H58ZM61 47V49H63L62 48V46H60ZM72 47H74V46H72ZM90 47V48H91ZM108 47V46H107ZM131 47H133V45L131 46ZM147 47V48H146ZM176 47H177V44H176ZM256 47V48H255ZM259 47V48H258ZM67 48V49H66ZM82 48H83V46L82 47H80V49H79V46H78V49H77V53L78 54H80V55H82L81 53L83 52L82 51ZM89 48V47H88ZM87 48V49H88ZM112 48V47H111ZM116 48V49H115ZM126 48H128V47H126ZM130 48V47H129ZM137 48V47H136ZM170 48V47H169ZM169 48H167L166 47V50H165V53H168V52H170V53H174L173 51H171L172 49L170 48V50H169ZM188 48V49H189ZM75 49V48H74ZM74 49H72V50H74ZM87 49H83L84 51H86ZM103 50H106L107 48H102ZM101 48H98L96 51L98 52V54H99V50H101L100 52H103V50H102ZM131 49V48H130ZM162 49V50H161ZM200 49V48H199ZM208 49V50H207ZM258 49H260V50H258ZM80 50V51H79ZM128 50V49H127ZM187 50V49H186ZM198 50V49H197ZM79 51V52H78ZM94 51V50H93ZM95 51V52H96ZM110 51V50H109ZM112 51V50H111ZM110 51V52H111ZM114 51H112V52H114ZM126 51V50H125ZM130 51V50H129ZM133 51V50H132ZM190 51V50H189ZM210 51V52H211ZM217 51V50H216ZM61 52H63V51H61ZM71 52H73V51H70V55L72 54ZM75 52V53H76ZM88 52V53H87ZM87 52H86V55L88 54V56H89V51L87 50ZM91 52H92V50H91ZM112 52H111V54H110V57H111V55H112ZM134 52V51H133ZM139 52H136V53H139ZM148 52H150V53H148ZM181 52V51H180ZM196 52V51H195ZM194 52V53H195ZM198 52V51H197ZM196 52V53H197ZM199 52H200V50H199ZM207 52V53H206ZM59 53H60V48H59ZM76 53V55H78ZM130 53H132L131 51H130ZM195 53V54H196ZM62 54V53H61ZM64 54V53H63ZM84 54H85V52H84ZM140 54V53H139ZM140 54V55H141ZM148 56H147V55ZM150 54V55H149ZM177 54V53H176ZM213 54V55H214ZM55 54H52V56H54ZM66 55V54H65ZM73 55V54H72ZM76 55H74L75 57H76ZM92 55V54H91ZM91 55H90V57H88L89 59L91 58ZM99 55H101V56H98L97 58H98V60L96 61V62H99V61H101L100 59H102V63L101 62H99V64L101 63V64H103L104 65V62L103 61H105L104 59V57L105 56H107L106 55V52H104V53H100ZM113 55H115L114 53H113ZM113 55H112V58H113ZM125 55H123V57L125 56ZM138 55V54H137ZM142 55H141V57H140V62L142 61L143 62V58H142ZM169 55V54H168ZM166 56L165 58L162 56V55H160L159 57H157V58H155V60H157V62H155V61H152L153 62V64H155L156 65V63L158 64L159 62L162 64V62L161 61H165V62H163V64L165 63V64H167V63H173V61L172 62H170V59H167V58H170L171 56H172V54H170L169 56ZM52 56H50V59L51 58H53ZM57 56H60V55H58L57 54ZM63 57H64V55H62ZM60 57V58H62V60H64L63 59V57ZM69 57V55L67 54L66 55V57ZM85 56V55H84ZM103 56V57H102ZM121 56V55H120ZM134 56V54H132V57ZM146 56V57H145ZM179 56V55H178ZM209 56V55H208ZM225 56V57H224ZM67 57V58H68ZM72 56H70V58H71ZM95 57V56H94ZM102 57V58H101ZM115 57V56H114ZM118 57V56H117ZM116 57V58H117ZM131 57V56H130ZM161 57H163L162 58V60L160 59V61H159V59L158 58H161ZM182 57V56H181ZM180 57V58H181ZM224 57V58H223ZM228 57V58H227ZM69 58V59H70ZM74 58V57H73ZM78 58V57H77ZM76 58V59H77ZM100 58V59H99ZM109 58V56L106 58L107 60H109L108 59ZM121 58V57H120ZM137 57H134V59H135V64H138L137 62H138V60L137 59H139V55H138V58L136 59ZM142 58V59H141ZM153 58V57H152ZM171 58H173V57H171ZM175 58V57H174ZM207 58H209L210 59V57H207ZM216 58H218V59H216ZM56 59V58H55ZM57 59H58V57H57ZM56 59V60H57ZM82 59V58H81ZM94 59V58H93ZM118 60H119V58H117ZM117 59H115V58H113V59H110V60H112L111 62H110V60H109V63H111V64H113V62H115ZM129 59V58H128ZM134 59H133V61H134ZM163 59H165V60H163ZM208 59V61H210ZM52 60V59H51ZM53 60H54V58H53ZM52 60V61H53ZM56 60H54L55 62H56ZM68 60V59H67ZM67 60H65L67 63H69ZM71 60H73L72 58H71ZM83 60H84V58H83ZM92 60V59H91ZM115 60V61H114ZM130 60V62L132 63L133 61H131V59H129ZM169 62H168V61ZM180 60V59H179ZM181 60H183V58L181 59ZM201 60V59H200ZM202 60H205V58L204 59H202ZM201 60V61H202ZM53 61V62H54ZM61 60H59V62H58V60H57V62L61 65L62 63L60 62ZM85 61V60H84ZM83 61V62H84ZM120 61H121V59H120ZM120 61H118V62H120ZM144 61V62H145ZM206 61V60H205ZM216 61H217V63H216ZM56 62V63H57ZM73 62V61H72ZM78 62V61H77ZM81 62V61H80ZM83 62H82V64H83ZM85 62H87V61H85ZM96 62H93V64L94 63H96ZM106 63L108 62V61H105ZM117 62V61H116ZM129 62V61H128ZM128 62H127V65H128ZM142 62H141V64L139 65L140 66V71H141V65H143V64H145L146 65V63H143L142 64ZM202 62H204V61H202ZM220 62H221V59H220ZM71 63V62H70ZM108 63V64H109ZM121 63V62H120ZM134 63V62H133ZM150 63V62H149ZM148 62H147V65L146 66H148V64H149ZM159 63V64H160ZM196 63V65L198 66V65H200V61H199V64H198V61L197 62H195ZM209 63V62H208ZM246 63H248V66H246V67H244V64H246ZM73 63H71V65H72ZM78 64V63H77ZM80 65V63L78 64V67H80V66H83L84 67V65L86 66V67H88L87 66V64L85 63L84 65ZM89 64V63H88ZM92 64V63H91ZM98 64V65H99ZM107 64V73L105 72L106 71V68H105V66H106V64H105V66H103V68L105 69V71H103L105 74H103V77H105L104 79H106V77H109L108 75H109V69H112L113 67V65L111 66L110 64V66ZM116 63H114V65H115ZM126 64V63H125ZM124 64V67L125 66H127V65H125ZM130 64V63H129ZM159 64L156 66L158 69L160 68V71L159 72H161L162 73V71L164 70H162V67L163 68H169L170 66H175L176 64L174 63V64H170V66H167L166 65V67H164V65L162 66L161 64V66H159ZM58 65V64H57ZM56 65V66H57ZM59 65V66H60ZM68 65V64H67ZM134 65V64H133ZM133 65H129V66H133ZM150 65H152L151 63H150ZM149 65V66H150ZM155 65L153 66V67H155ZM169 65V64H168ZM207 65V64H206ZM64 66V65H63ZM94 66H96V65H94ZM100 66V65H99ZM117 66H116V68H115V66H114V68L117 70ZM128 66V67H129ZM172 66V67H173ZM189 65H187L186 66V68L188 67ZM192 66V65H191ZM203 66V65H202ZM201 65H200V69H202L201 67H202ZM204 66H205V64H204ZM58 67V66H57ZM83 67H82V69H83ZM86 67H84V68H86ZM91 67V66H90ZM128 67H127V69H128ZM155 67V69L154 68H152V69H154V74H152L153 72H150L149 73V76H148V78H150L151 76V80H153V82H152V84H154L155 86H157L156 88H158L159 86L161 87V89L162 88H166V89H164V90H166V93L164 94L163 92H165V91H163V92H161L164 96H163V99H158L159 101H160V103L159 102H157V105L154 103H152L151 104V106H150V104H149V100L150 99H152L153 98V95L151 96L152 98H150L149 100H147V101H145V103L147 102V104H149V107L148 108H150V110H151V108H152V106H153V108L152 109H154L156 106L158 107V108H156V109H154V110H157V112H155V111H153V110H151V111H153V113H149V114H144V112H142V114H137V112H136V115H134L135 116V118L138 116V117H140L141 118V121L139 120H135V119H133V121L134 122H137L138 121V123H140V125H141V128H143L142 130H141V132L143 133V136L141 137L140 136V133L137 135V136H140V137H138L139 139H137L138 140V142L136 143V142H134V140L135 139H131V143H132V140H133V145L132 144H130V145H128V143H129V140L130 139H128L127 141V145H128V147L127 146H124L125 144H123L121 141H122V139L121 138H119L120 139V142H121V144L124 146L123 148H125V150L122 148V150H124V152L126 151V149L128 150V152H127V154L129 153V155H130V152L129 151H131V156H127L128 158L130 157L131 158V160H130V162L128 163V167L129 168H131V170H133L134 172H133V174H134V176H133V174H130V175H132V178L134 177L135 179H134V181H136L137 182V184H135V186H136V188L137 187H139L138 189H136V190H138V191H136V190H134L135 188H130V186L132 185V184H129L130 186H129V188H130V190L132 191V193L134 194L135 193V196H132V194H131V191H129V193L127 192V194L129 195V194H131V197H134V198H136V195L139 197V199H140V197H142V196H144L143 194H145V198H147L149 195H151L150 197L152 198L153 197V199H154V202L152 201L151 202V200L149 201V202H151V203H149V204H151V207H155L156 208V210L154 211V209L151 211V213L152 212H154L153 214H152V216L155 214L156 215V212H158V210H162V205L163 204H165L166 202H167V200H165V202L163 201V203H162V199L163 198H165V197H167V198H169V201H172L173 202V200H175L178 196H182V195H179V193L180 192H184V190H186V191H188L187 193H189V194H191L192 192V190H194V191H196V192H194L193 194H194V196H195V198H196V196L197 195H199L198 193H200L199 192V189H195L194 188V185H192L191 187H190V183H192V181H194L196 178L197 179H199V181H200V179H204V180H210L211 182L212 181H214V182H216V181H219V179H218V177L220 178V182L219 183H222V187H224L223 189L224 190H226V188H228L227 186H229L228 185V182L229 183H231V185L233 184V186L235 187V185H237L238 184V187L240 186V185H242V184H244L245 186L246 185H248V187H249V185H250V187H251V184L253 183L254 184V188L252 187V192L251 193H249L248 191V193H249V195H247L246 193H244L245 192V186L243 185L242 187H244V188H242V187H237L238 188V190L239 189H243V191L244 192H241L240 190H239V192L237 191V193H235L234 191L231 193H227V195H226V193H224V192H220V193H218L217 191H216V193H214L213 191V194H214V197L212 196V197H210V200L207 202V201H205V202H207V203H209L210 201H211V198H214V200H212V203L214 202L215 204H216V202H217V200H219V199H217V198H219V197H221L222 196V198H223V193H224V200L222 199V201H224V202H222V201H218V202H221V204L225 207L224 209H226L225 211H228V208H229V210L231 209V206L230 207H228V208H226V205L229 203L230 204V202H232L233 200L232 199H234V200H236V201H238V203H236V201L233 203L234 205L236 204L238 207V209L237 208H235V209H237L238 211H237V215L240 217V219L239 220H241V221H243V220H245V219H247L246 217L248 216V214H249V211H251V209L252 208H255L256 209V207H257V209H256V212L254 213V211L255 210H252L253 211V213L255 214H253L252 213V215L250 216V217H248V221H247V223H249V221L251 222L252 220V222H253V224H252V228L250 227L251 226V224H250V226H248L249 227V230H247V223H246V220H245V224L243 225L244 226V229L245 230H243V226H242V223H240L241 221H237L240 225H241V227H240V225H238V226H234V224L235 223H231V222H233V219H231V224H233L232 225V227H235L234 229L235 230H232L231 232L228 230V231H226L225 230V232L223 231V230H221V231H223L221 234L219 233H213L214 231H215V228H214V231L212 232V228H211V232L212 233H210V231L209 232H206V230H204L203 232L200 230L199 231V234L196 232V231H194V227H195V229H199V228H197L198 226H200V228L202 227V228H204L205 229V227L206 226H208L207 228H209V225H211V224H209V225H204V224H208L209 222L208 221H210V223H212V225L213 226H211V227H214V224H215V219L217 218V216H216V214H213V215H210V216H208V214H206V213H208L207 211H206V217H207V219H208V221L206 220V217H205V219L203 218V225H202V220L200 219L199 220V218H202V217H194V218H196V219H194V221L195 220H197V222L195 221V222H192L193 224H191V222L190 221H192L193 220V215H188V219L186 218V217H184V216H186V215H182L183 217H184V219L185 220H187V223H183V227H181V225H180V223L181 222H183L182 221V219H181V217L182 216H179L180 217V220L179 219H177L178 221H180V223L179 222H176L177 220H175L174 219V216H172V218H170V217H168V218H170V219H173V220H175L174 222L175 223H179L178 224V226L179 227H181L180 229L182 230V228H183V231L186 233V230L185 229H187V227L186 226H184V224H191V226L192 225H194V227L192 226H190L189 224L187 225V226H190L189 228L190 229H192V231H190L192 234H190V232H189V230H188V232H189V234L190 235H192L193 236V234L195 233V238H196V241H195V243L197 244H194V245H196L197 247H198V245H200L199 247H201V249H203V251H204V253L206 252V255H204V253H203V256H201V257H205V256H211L210 254H209V252L212 254V256H215V258H214V261L212 262L211 261V259H210V257L209 258H204V260H202V259H198L197 258V260H195V253L197 252H195L194 254L193 253H191V255H193V257L191 256V259H190V256H189V253H188V248H190V246H191V244H192V242H191V240H190V242L189 241H186V239H187V237L189 236L190 237V235H188V234H183L184 232H180L181 230L180 229H176V227H177V224H176V226H175V223L174 222H172L173 224H174V226H173V224L171 223V221L169 222V223H167V221L168 220H170V219H166V217L164 216V218L162 217V215H161V217H162V219H161V221H160V224H156V226L154 225V224H152V225H154L156 228L154 229V230H152L151 231V229H153L152 227V225L151 224H149V226L151 225L152 227L150 228V231L152 232V233H150L149 232V228H148V226L146 227L145 225H147V223H143V222H147L148 220L146 219V221L144 220V221H142V223L143 224H145V225H143L142 223H140V221H139V223H140V226L138 227L139 229H137L138 231H140V227L141 226H145L146 227V231L144 230V232L146 233L147 231L150 233V234H153V231H154V236L153 235H151L152 237H155L156 238V242H158V249H160V250H158V251H162V249H163V247H164V243H165V246H167L166 248L168 249H171L172 248V250H174L173 248H176L177 249V251H178V248H177V246H178V244H177V242L179 241V242H181L182 241V243H183V245H182V243H179L180 245H182V247L184 246V247H186L185 249H184V247H183V251L181 250L182 248H181V246H179L180 247V249H179V251L180 252H178V253H180L179 254V258L177 257V258H175V260L176 261H178L177 262V264H194V260H195V262L196 261H198L196 264H211V262H212V264L214 263V264H236V260L234 259V258H232L233 256L234 257H237V254H236V252H239L238 251V249L239 250H242L243 248L245 249L246 248V250H242V251H240L239 252V256H241V257H239L238 259H240V260H242L241 261V263L242 262H246L245 264H264V233H263V229H264V225H263V223H262V220L261 219H263L264 218V143L262 142V146H260V147H258L259 145H260V142H261V140H262V138L264 137V135H261V134H264V128L263 127H261L262 125H264L263 123H264V121L263 120H261V122L260 123H262V124H260L261 126V128H260V130L261 131H263L260 135L261 136H263V137H261L260 135H259V137H255V140L256 139H258L257 141H259L260 139V141L259 142H257V144H256V142H253V141H255L254 140V138H253V143L252 142H248V143H246L248 140H249V138H250V134L251 133H253V132H255V133H253L254 135L256 134V135H258L259 134V128H255V126H253L252 125V127L250 126L251 125V123H250V125H249V123L248 122H246L245 120H244V124H245V126L247 127L248 125V128H247V130L249 131V127H251L250 128V130H253L254 129V131L252 132V131H249L250 133H249V138L247 137V141L245 142L246 143V145H244L245 143H243V141L245 140V138L243 137V139L244 140H240V139H242V134H246L247 132H242V130L243 129H246L244 126V128L243 127H241L242 125L240 124V125H238V124H236V126L233 128V129H236V130H241V132L239 133V131H237V132H235V133H237V134H235L234 132H233V134L231 133L230 134V132L233 130V129H229V128H231V119H233L234 120V118H236L237 116H236V114L234 115H230V116H236V117H234V118H231L230 116V118L228 117V115H227V119H228V121H229V123H230V125H228V127L229 128H227L226 130H224V128L222 129V130H224L223 132H218V128L220 127V126H217L216 127V125H218L217 123L218 122H224L225 123V121L223 120L224 118H225V116H221V114H219L218 116H221L222 117V121L220 120H218V119H221V118H219L218 116H216L218 119H215L216 117L215 116H213V117H215L214 119V121H216L217 120V123L215 122L214 123V121H213V119L211 120V118H209V117H207V119L209 118V120L207 121L206 119L204 120V119H200V123H202V122H204V121H207L208 122V125H210L211 124V121H213L212 122V124H215V126L213 125V129L215 130V129H217V131L216 132H214V130L213 129H210V128H212L211 127V125L209 126L210 128V131H209V129L207 128L208 127V125L206 126V125H204V132L206 133V131H207V135H208V137H209V134H211V132H212V130H213V132L214 133H216V134H211L210 135V139H208L207 140V138H205V139H201L200 137V139H201V142L204 140V142H202L203 143V145H204V143L205 144H208L209 146H210V148L209 149H212V148H216L217 150H218V146L219 145H221L222 146V152H224V153H222V152H219V154H218V152H217V150H215V149H212V151L214 150L215 151V153L213 154V156H211V150H208L207 149V146L206 145H204V146H206V149H204L203 147V145H201V142L199 143L200 145H201V147H199L200 145L199 144H196L197 142H198V138L197 139H194V140H192V141H196V143H190V141L191 140H189V141H187L186 140V137H184L186 134H189V132H187V131H191V130H187V129H189V125L191 124H189L188 122H190V121H188L187 122V128L185 127L186 126V122L184 123L185 125H184V130H185V128H186V130L184 131V130H181L182 132L181 133H184L185 135H183V138H180L179 139V137H178V135H176L175 137H178V140L176 141L175 140V138L174 139H172V140H175V141H173V142H171L170 143V139L173 137V135H175V134H177L176 133V131L172 128V127H174V126H172V125H170V127L174 130H172V131H170L168 134H170L171 133V135H172V137L170 138V137H168L167 135V137L168 138H166V140L167 141H169V144H167L165 141H164V136H165V132H166V128L167 127H165V117H164V115L162 114V112L163 111H161L162 109H164V107H162L163 105H162V103L164 104L165 103V101L167 102V104L169 103H171V102H174L175 101V103H176V101H180L181 99H183L184 100V98H182L181 96L183 95V94H185L186 95V90H184L183 88L185 87H182L183 86V83H184V85H185V81L187 80H184L183 81V83H181V82H179V81H174L175 82V85L177 84H180L181 83V85L182 86H180V85H178V86H180V90H178V86H174V84L172 85V82H170V80L171 81H173V80H177L176 78H174L175 76H172V79H171V77H168V78H170V80H167V81H163L162 80V82H161V80L159 79L158 81L161 83L160 85H157V81L155 80L156 79V77L157 76H159V75H161V73H159V72H157L158 71V69ZM179 67V66H178ZM89 68V67H88ZM88 68H86V70L88 69ZM102 68V70H104ZM118 68H120V67H118ZM122 68H123V66H122ZM130 68V67H129ZM147 68V67H146ZM149 68V67H148ZM174 68V67H173ZM212 68V69H211ZM12 69V68H11ZM64 69V68H63ZM68 70H69V68H67ZM66 69V70H67ZM71 69H72V67H71ZM79 69V68H78ZM81 69V70H82ZM92 69V68H91ZM95 70H97L98 69V66H97V68L95 67L94 68ZM125 69H126V67H125ZM126 69V70H127ZM133 69V68H132ZM143 69V71H147V70H145V68H142ZM150 69H151V67H150ZM149 69V70H150ZM156 69H157V71H156ZM170 69H171V67H170ZM170 69H166V70H164L165 72L166 71H168L169 72V70ZM179 69H181V68H179ZM195 69V68H194ZM194 69H192V70H194ZM203 69H205V68H203ZM203 69H202V71H203ZM60 70H61V67H60ZM65 70V69H64ZM148 70V71H149ZM173 70V69H172ZM185 70V69H184ZM183 70V71H184ZM214 70V71H213ZM72 71V70H71ZM90 71V70H89ZM92 71V70H91ZM100 71H101V68L97 71L99 74H100ZM111 71H113V69L111 70ZM122 71V70H121ZM129 70H127V71H124V68H123V72L124 73H126V72H128ZM131 71V70H130ZM153 71V70H152ZM182 71V70H181ZM188 71V70H187ZM199 71V70H198ZM122 72V73H123ZM138 72V71H137ZM144 72V73H145ZM155 72L156 73H158V75L157 74H155ZM173 72V71H172ZM172 72H171V74H172ZM176 72V71H175ZM179 72V71H178ZM177 72V73H178ZM191 72V74H192V71H190ZM194 72V71H193ZM200 72V71H199ZM206 72V71H205ZM60 73H61V71H60ZM62 73H63V71H62ZM61 73V74H62ZM67 74H68V72H66ZM81 73V72H80ZM84 73L86 74V72H85V70H84ZM88 73V72H87ZM94 75H96V71H94ZM114 73V75L115 74H117L118 73V75H122V74H120V71L119 72H117V71H115V72H113ZM140 73L141 72H139V76H140ZM181 73V72H180ZM179 73V74H180ZM184 73H186V72H184ZM106 74H108L107 76H106ZM112 74V73H111ZM146 74V73H145ZM145 74H144V76H145ZM150 74H151V76H150ZM163 74V73H162ZM169 74V73H168ZM176 74V73H175ZM178 74V75H179ZM182 74V73H181ZM189 74V73H188ZM195 74H196V71H195ZM203 74H205V73H203ZM63 75V74H62ZM79 75V74H78ZM84 74H83V70H82V75L81 76H83ZM87 75V74H86ZM86 75H84V76H86ZM105 75V76H104ZM113 75V74H112ZM111 75V76H112ZM124 75V77H126L125 76V74H123ZM155 75V76H154ZM166 74H164V76H165ZM170 75V74H169ZM192 75H194V73L192 74ZM196 75H198V74H196ZM69 76H70V74H69ZM91 76H93L92 74H91ZM97 76V78L99 79V77L100 76H98V75H96ZM102 76V75H101ZM116 76V75H115ZM127 76H129V73H128V75ZM141 76H142V74H141ZM186 76V75H185ZM187 76H189V75H187ZM113 77V76H112ZM123 77V78H124ZM160 78H162V75L161 76H159ZM191 75L189 76V78H188V80H190L191 78ZM71 78V77H70ZM96 78V77H95ZM94 78V79H95ZM96 78V79H97ZM111 78V77H110ZM114 78H116V77H114ZM118 78H119V76H118ZM117 78V79H118ZM129 78V77H128ZM127 78V79H128ZM130 78H131V76H130ZM130 78L128 79V81H130ZM133 78V77H132ZM132 78H131V82H132ZM135 78V77H134ZM143 78H146V79H143V82H145V84H144V86L146 85L147 86V84H149L150 82H148L147 80H149V79H147V75H146V77H140L139 78V81H141L142 82V79ZM164 78H166V77H164ZM174 78V79H173ZM179 78H180V76H179ZM186 78V77H185ZM192 78H194V76H192ZM215 78V77H214ZM220 78V79H221ZM66 79V78H65ZM65 79H64V81H65ZM69 79V78H68ZM67 79V80H68ZM72 79V78H71ZM80 79V78H79ZM84 79V78H83ZM95 79V80H96ZM102 78H100L99 80H101ZM109 78H107V80H108ZM112 80H113V78H111ZM117 79H116V81H117ZM127 79H123L124 81H126L127 82ZM136 79H138V77H136ZM136 79H135V81H136ZM157 79H158V77H157ZM87 80V79H86ZM92 80H93V78H92ZM95 80H93V81H95ZM110 80V79H109ZM121 80V79H120ZM120 80H118V81H120ZM145 80V81H144ZM165 80V79H164ZM182 80H183V78H182ZM192 80H194V79H192ZM197 80V81H198ZM203 80H204V82H203ZM69 82L71 81L72 82V80H68ZM82 81V80H81ZM85 81V80H84ZM114 81V80H113ZM113 81H112V83H113ZM134 81V80H133ZM148 83H147V82ZM150 81V80H149ZM92 82V81H91ZM105 82V80L104 81H97V84L98 85H100V84H103ZM107 82V81H106ZM105 82V83H106ZM108 82H110L111 83V80L110 81H108ZM126 82H125V85H126ZM130 82V83H131ZM142 82V83H143ZM159 82H158V84H159ZM164 82H167V83H164ZM171 83V86L169 85L170 83ZM173 82V83H174ZM176 82H179V83H176ZM190 82V81H189ZM188 81L186 82V87H190V85H188L187 86V83L188 84H190ZM196 81H194V83H195ZM65 83H68V82H65ZM77 83H79V82H77ZM85 83V82H84ZM94 83V82H93ZM96 83V82H95ZM120 83L122 84V81H120ZM119 83V84H120ZM141 83V84H142ZM147 83V84H146ZM164 83V85H167L168 87H165V86H162V84ZM193 83V84H194ZM207 83V82H206ZM83 84V83H82ZM108 85H109V83H107ZM132 84H134V83H132ZM131 84V85H132ZM151 84V83H150ZM192 83H191V85H193ZM196 85H198L197 83H195ZM69 85V84H68ZM71 85V84H70ZM79 85V84H78ZM84 85H86V84H84ZM105 85V84H104ZM111 85V84H110ZM112 85H114V84H112ZM143 85V84H142ZM141 85V86H142ZM221 85V84H220ZM59 86V85H58ZM67 86V85H66ZM82 86V85H81ZM80 86V87H81ZM103 86V85H102ZM117 86V85H116ZM115 86V87H116ZM121 86V85H120ZM124 86V85H123ZM127 86H128V83H127ZM133 86V85H132ZM134 86H136V85H134ZM133 86V87H134ZM172 87V88H174V87H177V89H175V91L176 90H178L179 92H181V96L180 95H178V94H180V93H177V94H173V95H176L175 97H173V95H172V97H169L170 96V94H172V93H174L173 91H174V89H171L170 87ZM174 86V87H173ZM202 86V87H201ZM207 86H204L205 88L207 87ZM61 87V86H60ZM65 87V86H64ZM95 87H98V86H95ZM105 88H106V85L104 86ZM104 87H100V88H104ZM114 87V86H113ZM113 87H112V89H113ZM151 87H152V85H151ZM160 87H159V89H160ZM185 87V88H186ZM187 88V90L188 89H191V88H193L194 87V85L191 87V88ZM198 87V88H199ZM203 87V88H204ZM110 88H111V86H110ZM119 87L117 86V89H118ZM125 88H126V86H125ZM132 88V87H131ZM136 88V87H135ZM142 88H143V86H142ZM147 89L148 88H150V85H149V87H146ZM154 88V87H153ZM168 88H170L171 90H172V93L171 92H169L168 94L169 95H167V92H168ZM195 88V90L197 91V89H196V86L194 87ZM193 88V89H194ZM200 89L201 91L200 92H202V93H200V92H198L199 91V89H198V91H197V95H198V93L199 94H201V97H205V98H207V96H202L203 95V93H207L208 94V92H207V90L209 89V88H207V90L204 88V89ZM223 88V89H222ZM107 89H109V88H107ZM120 89V88H119ZM139 89V88H138ZM152 89V88H151ZM183 89V90H182ZM209 89V90H210ZM235 89H237L236 91H235ZM124 90V92H126L125 90L126 89H123ZM135 90V89H134ZM142 90V89H141ZM145 90V89H144ZM171 90H169V91H171ZM192 90V89H191ZM206 90V92H204ZM208 90V91H209ZM117 91V90H116ZM129 91H130V87H129ZM138 91V90H137ZM140 91V90H139ZM153 91V90H152ZM151 91V92H152ZM157 93L160 91H158V90H155ZM155 91H153L152 93H154ZM190 90H188V92H189ZM192 91H194V90H192ZM119 92H121V90L119 91ZM133 92V91H132ZM136 92V91H135ZM134 92V93H135ZM142 93H143V90L141 91ZM155 92V93H156ZM221 92V93H222ZM129 93H131V91L129 92ZM128 93V94H129ZM139 93V92H138ZM149 93V92H148ZM154 93V94H155ZM176 93V92H175ZM183 93V94H182ZM214 93H213V95H214ZM230 93H232V95L230 94ZM127 93H125V95H126ZM190 94V93H189ZM194 94H195V96H196V92H194ZM231 95V97L229 98L230 99V101H228V95ZM131 95H132V93H131ZM135 95V96H134ZM133 96L134 97H136V93L134 94ZM138 95V94H137ZM141 95V94H140ZM147 95V94H146ZM145 95V96H146ZM156 95V94H155ZM160 95V94H159ZM166 95V96H165ZM177 95L178 96H180L181 97V99L178 97L177 99H175L176 97H177ZM190 95H192V96H194L193 95V92H191V94ZM229 95V96H230ZM129 96V95H128ZM158 96V95H157ZM161 97H162V95H160ZM189 96V95H188ZM199 96V95H198ZM197 96V97H198ZM149 97H150V95H149ZM160 97V98H161ZM167 97V98H166ZM200 96L198 97V100H197V98L195 97L194 99V101H193V99H192V97H190L192 100H190V103H195V105L197 106V105H199L200 104V100H202V103L201 104H203L204 105V101L203 100H205L204 98L202 99ZM211 97V96H210ZM126 98H127V95H126ZM133 98V97H132ZM131 97H130V99H132ZM141 98H143L142 96H141ZM154 98H156L155 96H154ZM158 98H159V96H158ZM164 98H165V101H164ZM169 98H172V100L174 99V101H171V99H169ZM200 98V99H199ZM212 98V97H211ZM128 99V98H127ZM129 99V100H130ZM144 99H147L146 97L144 98ZM170 100V102L169 101H167V100ZM209 98V96H208V99H206V100H208V101H206V102H209V103H211V105H212V100H213V104L215 105L216 104V107H218L217 106V104L218 103H220V104H222L221 102V100H219L217 103H216V101L214 100V99H210ZM136 100H137V98H136ZM140 100V99H139ZM143 99H141V101H142ZM157 100V99H156ZM155 100V101H156ZM182 100V101H183ZM188 100V99H187ZM131 101V100H130ZM140 101V102H141ZM154 101V100H153ZM162 101V102H161ZM181 101V105L185 102V100L182 102ZM193 101V102H192ZM196 101L198 102L197 104H196ZM215 101V102H214ZM226 101V102H225ZM228 101V102H227ZM132 102H133V100H132ZM137 102H138V100H137ZM205 102V103H206ZM231 102V103H230ZM144 103V104H145ZM208 103V104H209ZM236 103V104H237ZM160 104L162 105V106H160ZM176 104H178V103H176ZM175 104V105H176ZM185 104V103H184ZM219 104V105H220ZM173 106H175L174 105V103L172 104ZM180 105V106H181ZM202 105V106H203ZM223 105V104H222ZM229 105H227V106H229ZM148 106V105H147ZM186 106V105H185ZM208 107L210 106V105H207ZM207 106H205L206 108H207ZM224 106H225V104H224ZM223 106V107H224ZM237 106V105H236ZM161 107H162V109H161ZM175 107H177L178 108V106H175ZM190 107V109H194V107L193 108H191L192 106H189ZM198 107V106H197ZM233 107V106H232ZM244 107V108H245ZM177 108H174L175 110L177 109ZM184 108V110H185V107H183ZM186 108H187V106H186ZM199 108V107H198ZM210 108H211V106H210ZM215 108V107H214ZM221 108V107H220ZM225 108V107H224ZM224 108H221V109H223L224 110ZM243 108V111L244 110H247V109H244ZM125 109V108H124ZM126 109L128 110V108L126 107ZM161 109V110H160ZM172 109V108H171ZM180 109H181V107H180ZM188 109V108H187ZM189 109V111L190 112H193V110L191 111ZM201 109V108H200ZM203 110H205L204 108H202ZM209 109V108H208ZM218 109V108H217ZM217 109H216V111L215 112H211V114L213 115L214 113H215V115L216 114H218V113H220V111H217ZM227 109V108H226ZM225 109V110H226ZM229 109V108H228ZM232 109V108H231ZM234 109H236V108H233V111H234ZM150 110H144V111H147V112H151ZM174 110V111H175ZM183 109H182V111H184ZM199 110V109H198ZM211 110V109H210ZM214 110V109H213ZM212 110V111H213ZM240 110H241V112H242V109L240 108ZM239 110V111H240ZM171 111V110H170ZM178 111V110H177ZM179 111H181V110H179ZM186 111H188V110H186ZM194 111H197V109L196 110H194ZM207 111H209V110H207ZM228 111V110H227ZM236 111V110H235ZM124 112H126V110L124 111ZM128 112V111H127ZM164 112H166V107H165V109H164ZM199 112V111H198ZM217 112V113H216ZM129 113V112H128ZM131 114L133 113H135L134 111L133 112H130ZM244 113V112H243ZM224 114V113H223ZM225 114H227V113H225ZM224 114V115H225ZM229 114V113H228ZM256 114V113H255ZM124 115V114H123ZM125 115H127V113H125ZM125 115H124V117H125ZM129 116H130V114H128ZM198 115H199V113H198ZM209 115H210V113H209ZM212 115H211V117H212ZM258 115V113L256 114V116ZM128 116V117H129ZM147 116V117H146ZM207 116V115H206ZM247 116H249V115H247ZM256 116H254V117H256ZM262 116H264V114L262 115ZM146 117V118H145ZM212 117V118H213ZM241 116L239 115L238 116V118H240ZM244 117V116H243ZM250 117H252V116H250ZM249 117V118H250ZM257 117H259V115L257 116ZM261 117V116H260ZM134 118V117H133ZM206 118V117H205ZM238 118H236V120H238ZM246 117H244V119H245ZM136 119H138V118H136ZM230 119V120H229ZM248 119V118H247ZM251 119V118H250ZM260 119V118H259ZM263 119V118H262ZM129 120V119H128ZM145 120V121H144ZM236 120H234V121H236ZM252 120H253V118H252ZM126 121V120H125ZM142 121H144L145 122V124H144V126H145V128H144V126H142L143 124H142ZM202 121V122H201ZM227 121V120H226ZM228 121H227V124H228ZM132 124H133V122H132V119H131V121H130ZM143 122V123H144ZM194 122V121H193ZM196 122V121H195ZM207 122H205V123H207ZM210 122V123H209ZM258 122H259V120H258ZM181 123V122H180ZM235 123H237V122H235ZM128 124H130V123H128ZM127 124V125H128ZM202 124H204V123H202ZM202 124H199L198 123V126H200V125H202ZM226 124V125H227ZM243 124V125H244ZM247 124V125H246ZM252 124H254V125H256L255 123H253L252 122ZM124 125V124H123ZM122 124H121V126H123ZM126 124H125V126L124 127H126L127 126ZM131 125V124H130ZM176 127H174V128H177V124L175 123L174 124ZM178 125H180V124H178ZM182 125V124H181ZM192 125H194L193 123H192ZM197 125V124H196ZM219 125H223V123L222 124H220L219 123ZM235 125V124H234ZM233 125V126H234ZM129 126V125H128ZM127 126V127H128ZM135 126H136V123H135ZM146 126H148V127H146ZM167 126V125H166ZM195 126V125H194ZM198 126H196L197 128H198V131H197V128L196 127H193L194 129H192V126H191V128L190 129H192V131L193 130H195L196 129V132H198L199 133V130H200V132H201V129H199V127ZM257 127L259 126V125H256ZM124 127H122V128H124ZM138 127H139V124H138ZM178 127H180V126H178ZM200 127H203V126H200ZM205 127L208 129V130H206L205 129ZM223 127H226L225 125H223ZM140 128V127H139ZM138 128V129H139ZM168 128H169V126H168ZM182 128V129H183ZM221 128H222V126H221ZM221 128L219 129L220 131H221ZM240 128V129H239ZM109 129V128H108ZM128 129V128H127ZM131 129H134V130H138L137 128H131ZM130 129V130H131ZM164 129H166L165 130V132H164ZM203 129V128H202ZM263 129V130H262ZM102 130V129H101ZM101 130H100V135H102L101 134ZM121 130V129H120ZM125 130V128L122 130V131H124ZM134 130H131L132 131V134H133V132H134ZM144 130V131H143ZM169 130H171L170 128H169ZM168 130V131H169ZM180 130H177V132H179ZM206 130V131H205ZM256 130V131H255ZM258 130V131H257ZM136 131H135V134H136ZM167 131V132H168ZM202 131V133H203V136L204 135H206V134H204V132ZM77 132H78V130H77ZM125 132V131H124ZM163 132H164V135H163ZM175 132V133H174ZM210 132V133H209ZM257 132V133H256ZM102 133H105L106 134V132H102ZM118 132H116V134H117ZM122 133V132H121ZM130 133V132H129ZM141 133V134H142ZM172 133H174V134H172ZM113 134V133H112ZM167 134V133H166ZM192 134H194L193 132H192ZM235 134V135H234ZM253 134L251 135L252 137H253ZM117 135H119V134H117ZM126 135H127V133H126ZM126 135H125V139H126ZM129 135V134H128ZM131 135V134H130ZM134 135V134H133ZM189 135H191V133L189 134ZM194 135H197V134H194ZM200 135V134H199ZM206 135V136H207ZM212 135H216V136H212ZM255 135V136H256ZM98 136V135H97ZM103 136V135H102ZM115 136V135H114ZM123 136V135H122ZM121 136V137H122ZM191 136H193V135H191ZM191 136H189V138H191ZM246 136H248V135H246ZM98 137H100V136H98ZM104 137H107V136H104ZM103 137V138H104ZM128 137V136H127ZM195 137H198V136H195ZM102 138V139H103ZM117 138H118V136H117ZM117 138H115L114 140L116 141V140H118ZM123 138V137H122ZM133 138H135V137H133ZM98 139V138H97ZM105 139V138H104ZM108 139V138H107ZM183 139V140H182ZM187 139H188V136H187ZM199 139V140H200ZM94 140V139H93ZM251 140H252V138H251ZM99 141V140H98ZM108 141V140H107ZM112 141V143L114 142L113 140H111ZM125 141V140H124ZM180 141L181 142H183V141H187L185 144H183V145H179V144H181L180 143ZM250 141V140H249ZM264 141V140H263ZM104 141H102V143H103ZM110 142V141H109ZM119 142V140H118V143H120ZM140 142V143H139ZM188 142L190 143V144H188ZM106 143V142H105ZM114 143H116V142H114ZM255 143V145L256 146H253V144ZM91 144V143H90ZM89 144V145H90ZM94 144H95V146L93 147V148H97L101 143H99V142H94ZM108 143H106V145H107ZM109 144H111V143H109ZM197 146H196V145ZM60 145V144H59ZM92 145V144H91ZM98 145V146H97ZM103 145V144H102ZM113 145V144H112ZM115 145V144H114ZM120 145V144H119ZM122 145L121 146H119L120 148L122 147ZM187 145V148L189 147V145H191L192 147V150H191V152L190 153H188V156L186 155L187 154V152L190 150V147L188 148L189 150H187L186 149V147L185 146ZM194 145H195V147H194ZM58 146V145H57ZM64 146V145H63ZM66 146V145H65ZM64 146V147H65ZM107 146H109V145H107ZM106 146V148L108 149V147ZM116 147H117V143H116V145H115ZM179 146H184L183 148L181 147H179ZM203 146V147H202ZM221 146H219V147H221ZM253 146V147H252ZM73 147V146H72ZM71 147V148H72ZM87 147H89L88 146V140H87V138L85 139V138H77L76 140H75V145H74V147L70 150V148H64L65 150H66V152L65 153H63V155L62 156H60V155H57L56 157H54V160H55V166H54V168H53V171H50V170H48L47 169V167H45L46 165H41V168L43 167V170H41L40 171V173H38V172H36V174L34 173V174H23V178H24V180H27V181H30L31 183H33V185H34V195H35V198L36 199H42V201L43 202H45V205L47 204V205H49V206H47L48 208L49 207H52V208H55V207H61L62 205H66V207H67V210H68V212H70V216L73 218V216H74V218L73 219H78V221L80 222H78V224H81L82 225V227L84 228V232H86V227H87V225H88V221L90 220V215H89V213H91V214H93L92 212H94L93 211V208H94V206L95 205H93L94 204V202L96 201L95 200V198H96V196L98 195V189H99V185H100V180H99V177L98 176H100V175H98V173L99 174H101V176L102 175H104V177H110V175H106L105 176V174L104 173H102V169H103V167H105L104 166V164L106 163V162H104V164H102L101 162H103V160L101 161L100 160V163L99 164H102V165H98V167L100 168V170H99V168L97 167V165L96 164H98V161H99V158H98V160H96L97 161V163H95V160H94V162L92 163L91 161H90V159H91V156L93 155H89L90 156V158L88 157V152L87 153H85L83 150V153L84 154H86L87 155V157L85 158V157H83V155H81V149H87ZM104 147H105V144H104ZM178 147L180 148V150L181 149H183V150H178V151H180V152H178L176 149H178ZM197 148L198 149V147H199V150H201V151H195L196 149H194V148ZM251 147H252V149H251ZM90 148V147H89ZM92 148V147H91ZM99 148V147H98ZM112 148H114V147H112ZM201 148V149H200ZM257 148H259L258 150H259V153H257L256 152V150H257ZM63 149V150H64ZM68 149V150H67ZM100 149H101V146H100ZM102 149H104V148H102ZM101 149V150H102ZM118 149V148H117ZM165 149H168L170 152H172V151H176L178 154H181V155H179L178 156V154L177 155H173V156H177V157H181L182 156V154L185 152L184 150H186V154H184L185 155V157L184 156H182L181 157V159L184 157V160H183V162H186V165L187 164H189V163H187V159L185 160V158L186 157H190L191 155V153L193 154V149H194V153L195 152H197V153H203L202 151H204V150H206V151H208V153L209 152H211V153H209V154H207V152H206V154H204L205 153V151H204V153L201 155V154H197L196 153V155H194L193 154V160H194V158H196V156H197V159H198V157H199V159L201 158V157H203L204 155L205 156H207V155H210V160H212L213 158H215V157H219L220 156V158L221 159H218V158H215V159H213L212 160V162H210L211 164L209 165V162L208 163H206L208 160H206V158H205V160H203L202 158H201V160H192L191 158V160L190 159H188V161L190 160V164L188 165V168L185 166V163H183L182 161H181V159H180V162H182V163H180L179 161H178V159H175V161L177 160V166L175 165L176 164V162L174 161V164H173V166H170V168H174V165L176 166L174 169H175V172H174V170H172V172H171V170L168 168V165H167V162L165 163V161H168V160H165L166 159V156H165ZM202 149H204V150H202ZM256 149V150H255ZM114 150V149H113ZM221 149H219V151H220ZM223 150H225V151H223ZM257 150V151H258ZM60 151V150H59ZM58 151V152H59ZM100 151V150H99ZM167 151V150H166ZM213 151V152H214ZM254 151V153H252ZM64 152V151H63ZM98 152V151H97ZM97 152H96V154H97ZM109 152V151H108ZM112 152V151H111ZM111 152H109L108 154L110 155V153ZM115 152V151H114ZM123 152V151H122ZM169 152V153H170ZM116 153V152H115ZM115 153H114V156H115ZM118 153H120L121 154V152H120V149H119V151H118ZM167 154H168V152H166ZM175 152H173V154H174ZM95 154V155H96ZM118 155L117 154V156H121V155ZM126 154V153H125ZM172 153H170V155H171ZM221 154H223L222 156H221ZM254 154H256V155H254ZM258 154V155H257ZM95 155H93V157L95 156ZM113 155V152H112V154H111V156ZM170 155H169V157H170ZM190 155V156H189ZM217 155V156H216ZM97 156V155H96ZM95 156V157H96ZM103 156V155H102ZM111 157V159H113V160H111V161H113V162H111V164L113 163L114 164V158L115 157ZM172 156V155H171ZM98 157V156H97ZM104 157H105V155H104ZM107 157L108 156H106V159H104V160H108L107 159ZM126 157V156H125ZM168 157V156H167ZM103 158V157H102ZM171 158V157H170ZM173 158V157H172ZM204 158V157H203ZM208 158H209V156H208ZM91 159V160H92ZM122 159H123V157H122ZM121 159V160H122ZM168 159V158H167ZM117 160H119V162L117 161ZM116 161L118 162V164L119 163H121L120 162V158L119 159H117ZM172 160V159H171ZM202 160L203 161H205V164H206V166L203 164L204 162H202ZM209 160V161H210ZM126 161H128L127 159H126ZM192 161V162H191ZM200 161V162H199ZM54 162V161H53ZM172 162V161H171ZM193 162H195V163H193ZM196 162H199V168H203L205 171H207V172H201V171H203V170H199L198 168L196 169V167H194V171L195 170H199L198 171V173H199V176H202V173H203V177L204 176H207V178L206 177H202V178H199V176H198V174H197V176L198 177H196V173L197 172H194L193 173V165H195V164H197ZM110 163V162H109ZM180 163V164H179ZM192 163V164H191ZM54 164V163H53ZM108 164V163H107ZM117 164V167L119 168V166H120V164L118 165ZM124 164V163H123ZM125 164H127V163H125ZM164 164L167 166V167H165L164 168ZM185 166V167H183L182 168V172L184 173V171L186 172V176L188 175V173H187V171H186V168L187 169H189L190 168V170H191V172H190V174H194L195 175V177L196 178H194L193 177V179H192V175H190V178L188 179V176L187 177H184V174H180L179 172H178V170L176 171V168L179 166ZM115 165V164H114ZM121 165H122V163H121ZM190 166V167H189ZM191 166H192V168H191ZM110 167H112V168H115V166H111L110 165ZM125 167V166H124ZM124 167H122V169L124 168ZM178 167V168H179ZM198 167V166H197ZM207 167L208 169H205V168ZM111 168V169H112ZM129 168H127V169H129ZM166 168H168L169 169V172L170 173H172V176L175 174V176H176V173H179L182 177L179 179L180 181L176 184V183H174L175 181H176V179L178 178L177 176H176V179H175V177H174V180L173 179H170V180H173L172 181V183L171 184H174L173 185V187H174V189L176 188L177 190H173L171 193H162L161 191L162 190H164L165 188V185L163 184L162 185V178L164 177L163 176V172L165 171V170H167ZM177 168V169H178ZM185 168V169H184ZM104 169H107V167L106 168H104ZM122 169H121V166H120V171H122ZM124 169H126V167L124 168ZM165 169V170H164ZM179 169H181V168H179ZM184 169V170H183ZM31 170V169H30ZM110 170V169H109ZM115 170H118V169H116L115 168ZM130 170V169H129ZM189 170V171H190ZM128 170H125V172L124 173H127V175H128V173L129 172H131V171H128ZM180 171V170H179ZM180 171V172H181ZM188 171V172H189ZM113 172V171H112ZM168 172V171H167ZM166 171H165V173H167ZM169 172H168V175H169ZM106 173V172H105ZM122 173H123V171H122ZM164 173V174H165ZM243 174V176L241 175V174ZM108 174V173H107ZM110 174H112V173H110ZM179 174H177L178 176H179ZM201 174V175H200ZM113 175V174H112ZM111 175V176H112ZM115 175V174H114ZM120 175H124V174H121L120 173ZM129 175V176H130ZM217 175H220V176H217ZM239 175H241V177L243 178V180L241 181V179L242 178H240V180L238 181L236 178H237V176L238 177H240ZM249 175H251L253 178H251ZM116 176H118L117 175V173H116ZM115 176V177H116ZM128 176V177H129ZM172 176H170V178H172ZM215 176L217 177V179L215 180L214 178H215ZM226 176V177H225ZM228 176H230V178H229V180H228V182H227V179H225V178H227ZM236 176V177H235ZM255 176L256 177H258V181H255L256 179H255ZM103 177V176H102ZM124 177H127V176H123V179H124ZM128 177L126 178L127 180H125V181H128ZM131 177V176H130ZM180 177V176H179ZM114 178V177H113ZM119 178V177H118ZM118 178L116 177L115 179H117L118 180ZM120 178L122 179V177L120 176ZM131 178V179H132ZM169 178V177H168ZM182 178H184V179H182ZM186 178V179H185ZM211 178H213V179H211ZM221 178L222 179H224V180H222V182H221ZM166 179H167V177H166ZM165 179V180H166ZM252 179H255V180H253V181H251L250 182V180H252ZM159 180H161V181H159ZM178 180V179H177ZM184 180V181H183ZM204 180H201L202 182L204 181ZM116 181V180H115ZM120 181V180H119ZM116 182L117 183V185L116 186H118L119 187V185H118V183H120V182ZM124 181V180H123ZM125 181L123 182L124 183V186H125ZM134 181H132L131 180V182H134ZM183 181V182H182ZM197 181V180H196ZM107 182H109L108 181V179H107ZM111 182V181H110ZM113 182V181H112ZM122 182V181H121ZM129 183H130V181H128ZM136 182H134V183H136ZM182 182V184L181 185H179L180 183ZM195 182V181H194ZM198 182V181H197ZM209 182V181H208ZM207 182V183H208ZM247 182V183H246ZM249 182V183H248ZM256 182H258V183H256ZM106 183V182H105ZM169 183H170V181H169ZM168 183V184H169ZM207 183H205L204 185L205 186H207V188H208V185H207ZM219 183H217V185L219 184ZM241 183V184H240ZM246 183V184H245ZM48 184H58L59 185V189H48L47 187H49L48 186ZM128 184V183H127ZM126 184V185H127ZM140 184V185H139ZM200 184V183H199ZM214 184V183H213ZM253 184H252V186H253ZM106 185H108L109 186V188H110V183H106ZM114 185H115V183H114ZM217 185L215 186V187H217ZM219 185H221V184H219ZM218 185V186H219ZM230 185V186H231ZM162 186H164V187H162ZM172 186V185H171ZM197 186V185H196ZM212 186V185H211ZM226 186V187H225ZM233 186H231L232 188H233ZM114 187V186H113ZM121 187V186H120ZM167 188H169V186H166ZM179 187V188H178ZM202 188H204L203 186H201ZM200 187V188H201ZM210 187V186H209ZM235 187V190L237 189ZM247 187V186H246ZM141 188H143V189H145V190H149L150 191V193H149V195H148V193H147V197H146V193H143L142 191H141ZM161 188H162V190H161ZM211 188V187H210ZM218 188H220V187H217V190H218ZM231 188V189H232ZM47 189L49 190V191H47ZM104 189H105V187H104ZM108 189V188H107ZM115 189H116V187H115ZM120 189H122V188H120ZM120 189H117V191L118 190H120ZM127 189V188H126ZM126 189H125V191H126ZM133 189V190H132ZM170 189H173V188H170ZM221 189V188H220ZM219 189V190H220ZM230 189V188H229ZM228 189V190H229ZM230 189V190H231ZM234 189V188H233ZM247 189V188H246ZM250 191H251V189L250 188H248ZM57 190V191H56ZM102 190H103V188H102ZM109 190H111V189H108V194H109ZM189 190H191L190 192H189ZM105 191V190H104ZM117 191H116V193H117ZM121 191H124V190H121ZM144 191V190H143ZM205 190H203V192H204ZM206 191H208V189H206ZM221 191H223V190H221ZM102 192V191H101ZM111 192L112 191H110V194H111ZM137 192V193H136ZM168 192V191H167ZM169 192H170V190H169ZM201 192H202V190H201ZM202 192V195H201V193H200V195H201V197L203 196V194H206V193H203ZM209 192H210V190H209ZM112 193H114V192H112ZM122 193V192H121ZM186 193V194H187ZM245 195H244V194ZM117 194H119V192L117 193ZM186 194L184 193V195H185V197H187L186 196ZM189 194H187L188 195V197L190 196ZM215 194H219L218 196L217 195H215ZM241 194H242V199H240V197H241ZM106 194H103L101 197H104ZM113 195V194H112ZM128 195H126V196H128ZM200 195L198 196V197H200ZM221 195V196H220ZM107 196V195H106ZM111 196V195H110ZM115 196H118V195H116L115 194ZM122 197H123V194L121 195ZM193 196V195H192ZM193 196V197H194ZM205 196V195H204ZM207 196V195H206ZM217 196V197H216ZM108 197V196H107ZM129 197H130V195H129ZM130 197V198H131ZM199 198V199H195V200H193V199H191L190 197V199H188L187 198V200H188V202L190 201L191 202V204L192 205H194L193 206V208L195 207L196 209H198V207L199 206H201V203H196V202H198L200 199H202V198ZM209 197H208V199H209ZM113 198H114V196H113ZM113 198H112V196H111V200H113ZM142 198H144V197H142ZM141 198V199H142ZM145 198H144V200H141L142 201V203H145L144 201H146L145 200ZM172 198V200H170ZM184 198V197H183ZM183 198H181V200H185V199H183ZM205 198V197H204ZM40 199V200H41ZM119 199V198H118ZM121 199V198H120ZM127 199H128V197H127ZM132 199V198H131ZM138 199V200H139ZM206 199H207V197H206ZM207 199V200H208ZM225 199L228 201V203H227V201H225ZM95 200V201H94ZM104 200V199H103ZM111 200H109L108 202H107V204H109L110 205V201ZM124 200H126L125 198H124ZM128 200H130V199H128ZM133 200V199H132ZM138 200H133V201H137V202H139ZM192 200L196 203H192ZM221 200V199H220ZM232 200V201H231ZM113 201H115V198H114V200ZM119 201V200H118ZM118 201H117V203H118ZM131 201V200H130ZM130 201H128V203L130 202ZM132 201V202H133ZM141 201H140V205H136V207L137 206H139V208L141 207ZM186 201V200H185ZM200 201H203V200H200ZM230 201V202H229ZM120 202H122V201H120ZM119 202V203H120ZM125 202V201H124ZM132 202H131V205H132ZM137 202H135V204L137 203ZM179 202V201H178ZM182 202V201H181ZM181 202H179V204L180 205H182L181 204ZM188 202L187 203H185V205H186V208H181V206H180V210H178V208L175 210V211H181V209H182V211L184 212V213H186L187 214V211H185L186 209H187V207H189V205H190V203L188 204ZM205 202H202L203 203V205L205 204ZM217 202V203H218ZM225 202L227 203V204H225ZM42 203V202H41ZM104 203V202H103ZM118 203V204H119ZM126 204H127V202H125ZM153 203V204H152ZM162 203V204H161ZM174 203H176V202H174ZM207 203L204 205V206H206L207 205ZM211 203V202H210ZM209 203V206L210 205H212V203L210 204ZM232 203H231V205H232ZM43 204V203H42ZM113 204V203H112ZM197 204H198V207H196L197 206ZM214 204V205H215ZM219 204V203H218ZM218 204L217 205H215V206H217V207H210V209L213 211L214 209V211L216 212L217 210H216V208L217 209H221L222 207H220V206H222V205H220L219 204V206H218ZM44 205V204H43ZM128 205H130V204H128ZM127 205V206H128ZM143 205V204H142ZM152 205H155V206H152ZM156 205L158 206V210H157V207H156ZM174 205V204H173ZM176 205H178V203L176 204ZM175 205V206H176ZM185 205H182V206H184L185 207ZM233 205V206H234ZM147 206H148V204H147ZM150 206V205H149ZM170 206V205H169ZM227 206H229V205H227ZM45 207V206H44ZM116 207H117V204H116ZM123 207H126V205L124 206L123 205ZM129 207V206H128ZM136 207H135V209H136ZM178 207V206H177ZM203 207V206H202ZM201 207V208H202ZM236 207V206H235ZM108 208V207H107ZM138 207H137V209L136 210H138L139 209ZM176 208V207H175ZM190 208V210H192V211H194L195 212V210H193V208L191 209V207H189ZM194 208V209H195ZM203 208H205V207H203ZM206 208H208L207 206H206ZM205 208V209H206ZM213 208V209H212ZM95 209V208H94ZM105 209H106V206H105ZM146 209V208H145ZM149 209V208H148ZM167 209V208H166ZM166 209H164V211H166ZM170 209V208H169ZM183 209H185V210H183ZM205 209H203V210H205ZM209 209V210H210ZM219 209V211H222V210H220ZM235 209H231V211L232 210H234V211H236ZM129 210H130V208H129ZM132 210V209H131ZM135 210V211H136ZM187 210H189V209H187ZM201 210V209H200ZM200 210H199V215H201V216H204V214H200ZM208 210V209H207ZM92 211V212H91ZM102 211V210H101ZM124 211V210H123ZM133 211V210H132ZM139 211V210H138ZM146 211H148V210H145L144 212H146ZM168 211V210H167ZM173 211H174V208H173ZM172 211V213H175V212H173ZM192 211H188V213L189 214H193L192 213ZM202 211V210H201ZM211 211V212H212ZM231 211H229L228 213H230ZM103 212V211H102ZM101 212V213H102ZM107 212V211H106ZM117 212H119V209H118V211ZM116 212V213H117ZM127 212V211H126ZM134 212V211H133ZM160 212V211H159ZM203 212H205V211H202L201 213H203ZM211 212H210V214H211ZM215 212H213V213H215ZM123 214L125 213V212H122ZM128 213V212H127ZM137 213V212H136ZM140 213V212H139ZM150 213V212H149ZM164 213V212H163ZM168 213V212H167ZM183 213V214H184ZM196 213L197 212H195L194 213V216H197L196 215ZM222 213H224V212H222ZM235 213V212H234ZM144 214V216H145V214L146 213H143ZM165 214V213H164ZM226 214L227 213H225V216H226ZM233 214V213H232ZM251 214V213H250ZM73 215V216H72ZM95 215V214H94ZM102 215V214H101ZM134 215H136L135 214V212H134ZM170 214L168 213V216H169ZM173 215V214H172ZM177 215V214H176ZM179 215H181V213H179ZM222 214L220 213V216H221ZM224 215V214H223ZM231 215V214H230ZM234 215V214H233ZM236 215V216H237ZM127 216V215H126ZM126 216H124V217H126ZM131 217L133 216V214L132 215H130ZM143 216V217H144ZM160 216V215H159ZM167 216V215H166ZM192 217L190 220H189V218L190 217ZM211 216H213V217H211ZM232 216V215H231ZM231 216H230V218H231ZM1 217V216H0ZM88 217H89V219H88ZM118 217V216H117ZM131 217H129V218H131ZM135 216H133V218H134ZM138 217V216H137ZM141 218V216H140V218L143 220L144 218ZM154 218H156V216H153ZM176 217H178V215L176 216ZM175 217V218H176ZM178 217V218H179ZM182 217V218H183ZM215 217V218H214ZM227 217L228 216H226V219L225 220H228L229 219V217H228V219H227ZM233 217V216H232ZM238 217V218H239ZM255 217V218H254ZM11 218V217H10ZM55 218V217H54ZM62 218V217H61ZM93 218V217H92ZM100 218V217H99ZM128 218V219H129ZM148 218H149V216H148ZM154 218L152 219L153 221H151L150 219L151 218H149V221H151L152 223L153 222H155L156 223V221H154ZM212 218H214V224H213V222H211L212 220H209V219H212ZM222 218V217H221ZM220 218V219H221ZM223 218H225V217H223ZM234 218L236 219V217L234 216ZM249 218L251 219V220H249ZM4 218H2V221H4L3 220ZM9 219V218H8ZM7 219V220H8ZM16 219V218H15ZM28 219V218H27ZM31 219V218H30ZM37 219V218H36ZM49 219V218H48ZM52 219H53V217H52ZM72 219V220H73ZM104 219V218H103ZM114 219V218H113ZM120 219V218H119ZM122 219V218H121ZM140 219V220H141ZM160 219V218H159ZM158 219V220H159ZM163 219L165 220V223L164 224H172L171 225V227H166L167 226V224L165 225V228H169L168 230H166L165 232H166V234L164 233V235H167L168 234V232L169 233H171L172 235H169V236H167L166 238L167 239H165V236L163 235V232H164V230L163 229H165V228H163V226L164 225H162V229L160 230L159 228H157V226L159 225V227H160V225H161V223H163ZM218 220H220L219 219V216H218V218H217ZM6 220V219H5ZM6 220V223L8 222V224H10L11 223V219H10V222L9 221H7ZM26 220V219H25ZM40 220V219H39ZM41 220H42V218H41ZM41 220H40V222H41ZM106 220H107V217H106ZM136 220V219H135ZM167 220V221H166ZM172 220V221H173ZM199 220V221H198ZM204 220L205 221H207V222H204ZM237 220V219H236ZM27 221V220H26ZM25 221V222H26ZM52 221V220H51ZM58 221V220H57ZM60 221H62V220H60ZM75 221V220H74ZM73 221V222H74ZM103 221V220H102ZM119 221H121V220H119ZM118 221V222H119ZM189 221V222H188ZM201 221V222H200ZM230 221V220H229ZM29 222V221H28ZM37 222V221H36ZM54 222V221H53ZM56 222V221H55ZM77 222H76V224H77ZM88 222V223H87ZM93 222V221H92ZM122 222V221H121ZM137 222V221H136ZM200 223V225H199V223ZM217 222V221H216ZM223 222V221H222ZM221 221H220V223H222ZM228 222V221H227ZM226 222V223H227ZM234 222H235V220H234ZM237 222H236V225H237ZM251 222V223H252ZM5 223V222H4ZM31 223H34V222H31ZM39 223V222H38ZM58 223V222H57ZM64 223V222H63ZM62 222H60V225L61 224H63ZM75 223V222H74ZM124 223H126L125 221H124ZM130 223H131V221H130ZM194 223H198V226L196 227V225L197 224H194ZM224 223V222H223ZM1 224H2V222H1ZM50 224H53V223H50ZM55 224V223H54ZM68 224V223H67ZM73 224V223H72ZM72 224H71V226H72ZM93 224V223H92ZM123 224V223H122ZM132 224V223H131ZM142 224V225H141ZM14 225V224H13ZM28 225H29V223H28ZM30 225H32V224H30ZM29 225V226H30ZM36 225H37V223H36ZM39 225V224H38ZM42 225V224H41ZM44 225V224H43ZM42 225V226H43ZM46 225V224H45ZM80 225V226H81ZM118 225H120L119 223H118ZM117 225V226H118ZM124 225V224H123ZM137 225V224H136ZM135 224H134V226H136ZM139 225V224H138ZM227 225H229V222H228V224ZM245 225H246V227L247 228H245ZM249 225V224H248ZM2 226V225H1ZM5 226H7L6 224H5ZM9 226V225H8ZM16 226V225H15ZM14 226V227H15ZM27 226V225H26ZM25 226V227H26ZM49 226V225H48ZM63 226H65V225H63ZM77 226V225H76ZM116 226V227H117ZM174 227V229H175V231H174V233L176 232L177 234L180 232V234H183L184 236L186 235L187 237L186 238H183L184 236H181L180 237V239H179V237H176V234H175V236H174V234H173V231L171 230V228L173 229V227ZM217 226V225H216ZM230 226V225H229ZM229 226H227L228 227V229H230L229 228ZM13 227V228H14ZM21 227V226H20ZM39 227V226H38ZM45 227V226H44ZM53 227H54V225H53ZM67 227V226H66ZM94 227V226H93ZM129 227H131L130 226V224H129V226H128V228ZM179 227H177V228H179ZM184 227H185V229H184ZM219 226H217V228H218ZM222 227V226H221ZM226 227V228H227ZM231 227V229H233ZM236 227H238L237 229H236ZM10 228V227H9ZM46 228V227H45ZM50 228V227H49ZM52 228V227H51ZM63 228V227H62ZM120 228V227H119ZM119 228H116V229H119ZM136 228V227H135ZM148 228V229H147ZM161 228V227H160ZM220 228V227H219ZM239 228H241V229H239ZM0 229H2V228H0ZM24 229V228H23ZM27 229H28V227H27ZM41 229H42V227H41ZM97 229H98V227H97ZM125 229H126V227H125ZM134 229V228H133ZM143 229V228H142ZM221 229V228H220ZM230 229V230H231ZM7 230V229H6ZM10 230H11V228H10ZM44 230V229H43ZM63 230V229H62ZM99 230V229H98ZM107 230V229H106ZM130 229H127V231H129ZM136 230V229H135ZM136 230V231H137ZM176 230H179V232L178 231H176ZM210 230V229H209ZM244 231V233L245 232H249V231H251L250 233H248V234H246V235H243L244 233H242L243 231ZM247 230V231H246ZM25 231H26V229H25ZM40 231V230H39ZM55 231H57V230H55ZM104 231V230H103ZM110 231V230H109ZM118 231V230H117ZM124 231V230H123ZM132 231V230H131ZM134 231V230H133ZM132 231V232H133ZM142 232H143V230H141ZM159 231H161V232H159V235H158V232ZM171 231V232H170ZM235 231V232H234ZM238 231V232H237ZM17 232H19V231H17ZM44 232V231H43ZM58 233H59V231H57ZM56 232V233H57ZM141 232V233H142ZM187 232V233H188ZM201 232V233H200ZM207 233V235H206V233ZM226 232H230V233H233V237H232V235H230V234H228V233H226ZM237 232V233H236ZM241 232V233H240ZM8 233V232H7ZM11 233V232H10ZM36 233V232H35ZM68 233H70V232H68ZM135 233V232H134ZM134 233L131 235V236H133L134 235ZM140 233V234H141ZM197 233V234H196ZM235 233V234H234ZM3 233H1V235H2ZM38 234V233H37ZM36 234V235H37ZM53 234H55V233H53ZM120 234H122V233H120ZM130 234H131V232H130ZM130 234H128V235H130ZM136 234V233H135ZM139 234V235H140ZM143 235H144V233H142ZM141 234V235H142ZM150 234H149V236H150ZM179 234V235H180ZM238 234V235H237ZM240 234H242V235H240ZM18 235V234H17ZM77 235H80V234H77ZM85 236V238H81L82 239V241H81V243L80 242H77V243H75V245H72V246H77V248L78 249H80L81 247H83V245L85 246V247H87V248H90V247H94V246H92V241H88V238H86V233L84 234ZM127 235V234H126ZM147 235H148V233L147 234H145V236H144V238L145 237H147ZM230 235V236H229ZM236 235V236H235ZM3 236H5V235H3ZM7 236V235H6ZM22 236V235H21ZM38 236V235H37ZM41 236V235H40ZM115 236V235H114ZM163 236H164V239H163ZM178 236V235H177ZM229 236V237H228ZM238 236V237H237ZM35 237V236H34ZM62 237V236H61ZM76 237V236H75ZM134 237V236H133ZM143 237V236H142ZM169 237V238H168ZM171 237H176V240L177 239H179L176 243L174 242V240H175V238H174V240L171 238ZM5 238V237H4ZM3 238V239H4ZM18 238V237H17ZM57 238H59V237H57ZM118 238V237H117ZM129 238H132V237H129ZM135 239H136V237H134ZM138 238L140 239L141 237H139L138 236ZM150 238L151 237H149V240H147L146 238L145 239H141V240H144V242H145V240H146V242L145 243H150L151 241H150ZM155 238H152V240L154 239V242H155ZM191 239H192V237H190ZM189 238V239H190ZM2 239V238H1ZM40 239V238H39ZM45 239V238H44ZM52 239H53V237H52ZM77 239V238H76ZM76 239H75V241H76ZM111 239V238H110ZM123 239V238H122ZM172 239V240H171ZM221 239L223 240V241H221ZM36 240V239H35ZM63 240H64V238H63ZM77 240H79V238L77 239ZM113 240H114V238H113ZM132 239H130V242H132L131 241ZM141 240H139V241H141ZM181 240V241H180ZM195 240V239H194ZM3 241H5V240H3ZM39 241V240H38ZM44 241V240H43ZM54 240H52V242H53ZM120 241V240H119ZM165 241V242H164ZM35 242V241H34ZM33 242V243H34ZM37 242V241H36ZM51 242V241H50ZM82 242H83V244H82ZM137 242V241H136ZM144 242H142L143 243V245H145L144 244ZM187 242H188V245H187ZM227 242H229V247H232L230 250L232 251V249H233V251L231 252L230 251V255H229V257L223 252V250L226 248V245L228 244ZM38 244H39V242H37ZM60 243V242H59ZM59 243H57V245L59 244ZM64 243V242H63ZM152 243V242H151ZM150 243V244H151ZM186 243V244H185ZM241 243H243L242 245V248H241ZM7 244V243H6ZM45 244V243H44ZM52 244V243H51ZM77 244H79V246H81L80 248H79V246L77 245ZM132 244V243H131ZM141 244V243H140ZM148 244H146V245H148ZM156 244V243H155ZM206 244V245H205ZM226 244V245H225ZM4 245V244H3ZM48 245V244H47ZM54 246H55V244H53ZM52 245V246H53ZM93 245H95V243L93 244ZM133 245H135V244H133ZM132 245V246H133ZM154 244L152 243V246H153ZM156 245V246H157ZM186 245V246H185ZM202 245V246H201ZM204 245V246H203ZM34 246V245H33ZM113 246V245H112ZM137 246V245H136ZM152 246L150 245V249H149V251H151V249H152ZM156 246H155V249H156ZM23 247V246H22ZM49 247V246H48ZM97 247H98V245L96 246V248L95 249H97ZM109 247H111V246H109ZM114 247V246H113ZM134 247V246H133ZM138 247H139V245H138ZM191 247H194V246H191ZM241 249H240V248ZM57 248V247H56ZM84 248V247H83ZM101 247L99 246V250H101L100 249ZM103 248V247H102ZM115 248V247H114ZM127 248V247H126ZM137 248V247H136ZM142 248V247H141ZM144 248V247H143ZM147 248V247H146ZM154 248V247H153ZM50 249V248H49ZM48 249V250H49ZM77 249V250H78ZM92 249V248H91ZM130 249V248H129ZM154 249V250H155ZM195 249H196V247H195ZM228 248H226V250H227ZM89 250V249H88ZM134 250V249H133ZM147 250V249H146ZM153 250V251H154ZM157 250V249H156ZM164 250H166V249H164ZM163 250V251H164ZM171 250V253H176L177 254V252H174V251H172ZM198 250V249H197ZM5 251V250H4ZM34 251H35V249H34ZM39 251V250H38ZM42 251V250H41ZM58 251V250H57ZM56 251V252H57ZM61 251V250H60ZM91 251V250H90ZM104 251V250H103ZM125 251V250H124ZM170 251V250H169ZM192 251V248H191V250H190V252ZM193 251H195V250H193ZM199 251V250H198ZM200 251H202V250H200ZM229 251V250H228ZM43 252H44V250H43ZM65 252H66V250H65ZM79 252V251H78ZM80 252H82V251H80ZM80 252H79V254H80ZM85 252V251H84ZM106 252V251H105ZM109 252H111V251H109ZM109 252H107L108 254H109ZM119 252V251H118ZM207 252H208V255H207ZM34 254H35V252H33ZM39 253H40V251H39ZM104 253V252H103ZM142 253V252H141ZM152 253V252H151ZM163 253V252H162ZM162 253H161V255H162ZM166 253H169V252H166ZM221 253V255L219 256V254ZM6 254V253H5ZM38 254V253H37ZM120 254V253H119ZM126 254V253H125ZM130 254V253H129ZM135 254V253H134ZM134 254L132 255L133 257H134ZM156 254V253H155ZM172 254V256H171V258L173 259V257H175L174 255ZM231 254L233 255V254H235V255H233V256H231ZM39 255H41V253L39 254ZM43 255H45V254H43ZM85 255V254H84ZM84 255H81V256H84ZM105 255V254H104ZM107 255V254H106ZM112 255V254H111ZM116 255V254H115ZM131 255V254H130ZM156 255H158L159 256V253L158 254H156ZM169 255V254H168ZM196 255H199V254H196ZM99 256V255H98ZM117 256H119L118 254H117ZM121 256V255H120ZM136 257H137V259L140 261V264H142V263H146V261H147V263H148V260H146V258H142L141 256H139L138 254L137 255H135ZM162 256H164V255H162ZM1 257V256H0ZM80 257V256H79ZM85 257H86V255H85ZM85 257H81V258H85ZM87 257H88V255H87ZM92 257H95V256H92ZM101 257L102 256H100V258L99 259H101ZM115 257V256H114ZM128 257V256H127ZM133 257H132V259H133ZM150 257H152V256H150ZM165 257V256H164ZM169 257H170V255H169ZM199 257V256H198ZM106 258H108V256L106 257ZM116 258V257H115ZM114 258V259H115ZM153 258H155V257H153ZM162 258V257H161ZM192 258H194L193 260H192ZM94 259V258H93ZM135 259V258H134ZM144 259V260H143ZM170 259V258H169ZM237 259V260H238ZM91 260V259H90ZM123 260V259H122ZM128 260V259H127ZM136 260V259H135ZM160 260V259H159ZM213 260V259H212ZM94 261V262H93ZM93 261H91V262H93V264L95 263V260H93ZM101 261V260H100ZM118 261L120 262V260L118 259ZM139 261H138V263H139ZM149 261H151V260H149ZM172 261V260H171ZM207 261H208V263H207ZM235 261V262H234ZM7 262V261H6ZM103 262H104V260H103ZM114 262V261H113ZM125 262V261H124ZM132 262V261H131ZM130 262V263H131ZM142 262V263H141ZM173 262H175V261H173ZM232 262H234V263H232ZM106 263V262H105ZM109 263H111V262H109ZM126 263H128L127 261H126ZM146 263V264H147ZM150 263V262H149ZM169 263V262H168ZM239 263V261H237V264ZM102 264V263H101ZM107 264V263H106ZM113 264H118V262L116 263H113ZM119 264H121V263H119ZM134 264V263H133ZM153 264V263H152ZM156 264V263H155ZM169 264H171V262L169 263ZM173 264V263H172ZM240 264V263H239ZM243 264V263H242Z\"/></svg>", "mask_w": 264, "mask_h": 264}, {"label": "built area", "instance_id": "obj_3", "mask_svg": "<svg viewBox=\"0 0 264 264\" xmlns=\"http://www.w3.org/2000/svg\"><path fill=\"white\" fill-rule=\"evenodd\" d=\"M57 191V190H56Z\"/></svg>", "mask_w": 264, "mask_h": 264}]
</instances>
